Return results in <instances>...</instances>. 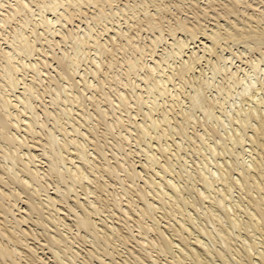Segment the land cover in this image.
Masks as SVG:
<instances>
[{
	"label": "rangeland",
	"instance_id": "rangeland-1",
	"mask_svg": "<svg viewBox=\"0 0 264 264\" xmlns=\"http://www.w3.org/2000/svg\"><path fill=\"white\" fill-rule=\"evenodd\" d=\"M4 1H6V4L5 5L7 7H13V6H15V3H16L14 0H4ZM27 1H29V0H27ZM59 1H61V0H58V2ZM181 1H182V3H181ZM181 1L180 0H146V1L145 0H143V1L142 0H119V1L118 0H114V1L112 0V3H110L111 5L109 4L110 6H108L107 5L108 3H106V4H104L101 7V9L100 8L98 9V7L97 8L94 7V5H92V6H89L88 5V6L82 7L83 10H84L82 15H84L85 17L82 16V15L80 17L78 16L77 17L78 20L75 18L74 24L73 23H70V22L69 23L66 22V24H65V21H64L63 24H64L65 27L62 26V25H60L62 27L56 26L55 28H53L54 31L52 29V32L51 33H53V34L49 33V31L47 29H45L46 30V33H45L44 26L41 27L42 24H39L42 21L41 19L44 18L43 20H45V17L46 18L48 17L49 19L55 18L54 14L50 10H48V9H45V8L44 9H42V8L40 9V7H38V6H36L34 4L32 6L33 12L31 14L29 12H27L28 14L27 13L25 14L27 16V18L25 16H23L24 14H18V17H17V15H16V17L14 16L13 19L11 17L12 20L11 19L10 20L7 19L8 18V14H9L8 13V10H7L8 8H5L4 9L5 11L0 10V18H2L3 21L4 20L5 21L6 20L10 21V23L8 21H6L8 23L7 26H6V24L4 26H0V29H2V31H0L1 32L0 33V48L2 47L1 48L2 50H4V49L9 50V46L10 45H8L9 44L8 43V39H9V41H10V39H13V37H14V35L16 33L15 36L18 37V38H19V36L23 35L21 37L27 38V40H28V37H29V41L30 42L36 41L34 43L38 46V48H42L43 52L45 51L44 53H42V51L38 52V54L35 55L32 58H28L26 55L21 54V55L18 56V57H20L21 60H23L25 63H27L28 61L31 60L30 62L31 63H34L37 58L39 59V57H40V59H39V61H40V60H42L43 58L46 57V59H43V61H45V60L46 61H49L48 63L50 65H48V68L44 71L43 75H41V77H40L43 82H41V84L39 86L37 85V84L40 83L39 82L40 81L39 79H38L39 81H35V83H33V85H35V87H36L37 90L40 89L39 91H40L41 96H42V101H40V102L37 101L36 103H34V104L37 105L38 109L40 108V110L42 112L43 108H46L47 107V109L49 110V112H51V114H52L51 116L52 117L54 115H56L58 117V121L59 122L57 121V123H59L62 126L65 125V127L67 126L65 124V122L68 123V126L65 128V131H66V129L67 130L69 129L68 131H70V133L73 134V135H71L70 133L68 134L71 137V139H75V140H78V142L80 141L81 143H83L84 145L79 142L82 146H84V148H87L88 147L87 148L88 149L87 151H89L91 149L89 152H90L91 156L93 155L92 158L94 156L96 157V155L94 154L95 150H94L93 147H95V144L97 142L96 141L97 137H98L97 140L100 139V140L104 141V142L99 141V143L97 142L98 145L100 144V147H103V145H105V142H106V144H108V145H106L107 147L105 146L106 148L103 147V151L104 150L106 151L105 152L106 153V156L110 159L109 160V163H110V169L111 170L109 171V170L105 169L108 172H106V171L102 172L100 169H98V170H100L99 172H98V170H95L94 172H91L89 168H86V171L87 170H88V172L90 171L89 172V173H91L90 175H93V176H90L89 175L90 178H91V181H93V182L86 181V183H85L86 186L88 185L87 186L88 188L91 187L90 190L87 189L88 192H86V190H84L83 187H81L79 184L75 185V187L72 186L70 184L71 182L69 183V181H65L66 184H64V181H63L62 182L63 184H62L61 183L62 179L60 178V176H58L59 175L58 174L59 173L58 171H57V174L55 173L57 175V177H56V175H53L54 173H51L53 176L50 175V177L48 178V181L46 182L47 183V186L49 185V187H47V188H48V192L50 194H54V196H55L56 195V193H55L56 190L55 189L58 186L57 189H62V190H66L67 189L69 191H73L70 194L71 197L69 196V200L71 198V201L68 200V203H70V205H73L74 206V203H76L77 205L75 204V206L77 207L80 204V202H81V204L79 205V208H76L74 206L75 207V213H73L69 209H66L68 207H66L67 205H65V204H63L61 206H58V208H61L62 211H63V214L60 215V217L65 218V222H66L65 224H68V225L72 226V228L70 227L69 229H66L67 227L65 228L64 226H62V228H61V226H60V228L58 229V231H60V233L62 232V234H64L65 237H66V235H68V237H71L70 239H72L71 240V243H73V245L70 244V242H69L68 243L69 246H71L72 248H74V249H72L73 251L75 250V251H78L79 252L80 258H79V256H78V258H76L77 260H75V262H76L75 264H106V263H110V264L111 263L112 264H115V263L116 264L117 263L118 264H123V262H121L123 260L125 261L126 264H128V263L129 264H199V263L200 264H203V263L204 264L205 263L206 264H212V263L213 264H239V263L243 264V262H244V264H253L252 262L257 263V264H259V263L260 264H264V223L258 221L257 215H258L259 211H258V208H256V206H255L256 204H259V205H261V207H264L263 206L264 205L263 204L264 203V194H263L264 193V190H263V188H264V178L261 177L262 178L261 179L259 176H257V173H255V171H253L254 169H253V166H252L254 164L259 163L260 162V158H261V162L262 161L264 162V151L262 152L263 147L262 146L259 147V145H257V142L255 141V140H257V141H259V143H262L263 140H264V139H262L263 138L262 137V134H264V122H261L260 123V119L264 117V115H263L264 114V84H263L264 83V71H263L264 70V65H263V63H264L263 62V60H264V55H263L264 54V44H263L264 42H263V40L264 39L261 42V40H259V39L256 40V37H254V34L255 33L257 34V32H259V30H260V32H264V0H260V1L259 0H236L235 2H232L234 0H231V1H229V0H214V1L213 0H193V1L190 0V2H189V0H187V1L186 0H181ZM63 2H65V1L62 0V3ZM213 2H216V3L214 4ZM236 2H238V3H236ZM191 3H192V5H191ZM211 3L214 4L215 8H214V6H210V5H213ZM232 3H234V5ZM235 3L237 5V7H236ZM261 3H263V4H261ZM137 4H138V6H137ZM238 4L241 5L242 7L239 6ZM165 5H166V7H165ZM243 5H245V6L247 5L249 8L248 7H245ZM195 6H199V8L198 7H195ZM219 6H221V7H219ZM238 6H239V8H238ZM110 7H112V8H110ZM141 7L143 8V11H146V12L149 11L148 13H149L150 16L152 15V17L147 16L148 13L143 12ZM212 7H213V9H212ZM224 7L225 8H229V9L226 11L224 9ZM84 8H86V9H84ZM120 8L123 9L125 12L126 11H128V12L125 13L122 10L120 11ZM127 8H128V10H127ZM162 8L164 10H162ZM197 8L200 9V10H198ZM232 8L233 9L234 8L236 9V12H234L235 14L233 13V11H235V10H233ZM49 9H51V7ZM109 9H111V10H109ZM242 9H244V10H242ZM251 9H252V11H251ZM62 10H63V7L60 6L59 7V11L62 12ZM99 10H103V11H101V13H99L100 12ZM165 10H166V12H165ZM203 10L206 11L207 14L206 13H203L204 12ZM241 10L243 11V14H242V11ZM39 11H40V13H39ZM253 11H255V12L253 13ZM111 12H112V14H111ZM114 12H115V14H114ZM225 12L226 13L228 12L231 17L226 16V15H228V13L226 14ZM247 12L248 13L250 12L249 13L250 15ZM2 13L4 15L1 16ZM85 13H86V15H85ZM145 13H146V15H145ZM201 13H203V14L201 15ZM244 13L246 15H248V17H249V19L251 21L250 20H247L248 17ZM102 14H103V16H105V15L108 16V18L105 16L107 19L104 17V20H102L103 18H100V17H103ZM156 14H157V16H156ZM198 14H200L201 17ZM236 14H239V15L237 16ZM203 15H204L205 18L203 17ZM205 15L208 16V18ZM243 15H245L246 18ZM19 16L20 17L22 16V17L20 18ZM90 16H92V17H90ZM97 16H99V17H97ZM255 17H256V19H255ZM87 18H93V19H87ZM127 18H128V22L126 21ZM156 18H159V19L157 20ZM105 19H106V21H105ZM141 19H142V21H141ZM144 19H146V20H144ZM149 19L150 20H153L154 19V20H153V22H151ZM180 19L181 20H186L187 22L186 21L180 22V23H182V25L179 24V23H176V22H179ZM24 20H25V24L23 23ZM79 20L80 21L82 20L81 23H80ZM87 20L89 21L88 24L86 23V22H88ZM94 20L95 21H98V22H95ZM147 20L149 21V24H148V21ZM260 20H262V21H260ZM28 21H29L30 24H28ZM31 21H32V24H31ZM93 21H94V23H93ZM144 21L147 22V23H144ZM245 21H249V23L248 22H245ZM191 22L193 24H191ZM197 22H198V25L195 24ZM257 22H258V24H255ZM150 23H153V24H150ZM233 23L236 24L235 26L237 28H235V26H234ZM139 24H141V25H139ZM33 25H35V26H33ZM85 25H87V26H85ZM149 25H154V27L153 26H149ZM191 25H192V27H191ZM245 25H246V28H245ZM156 26H157V28H159V27L160 28L156 30ZM186 26H188L189 28L191 27L192 29L194 27L193 32L197 34V39H194V40L193 39H190V38H192V35L191 34L193 32L191 34H189L190 33L189 31H185L184 28ZM197 26L200 27V29H199L200 31H197L198 28H199ZM24 27H26V28H24ZM86 27H88V28L90 27L92 29H88ZM107 27H108V29H107ZM118 27L120 28V30L126 32V34L131 35L132 38H133V40L135 39L134 41L132 40L134 45H132L131 43L129 44L127 41L121 39V37L119 36L120 34H117L115 32V30L117 31L119 29ZM151 27H152V29H150ZM195 27H197V28H195ZM221 27H223V28H221ZM242 27H244L245 29L244 28L242 29ZM262 27H263V31H262ZM75 28L77 30L79 28V30H78L79 32L77 30H75ZM248 28H249V30H248ZM16 29L18 30L17 31L18 33L16 32ZM32 29L35 30L34 31L35 34H32L33 36L31 35V33H33V30ZM87 29H88V31L91 30L92 33L91 32L90 33L92 34L93 38L96 36L94 39H98V41L100 39L99 42L102 41L103 44H105L107 46V47L105 46V48H108L109 51H112V53L110 52L109 54L103 56V58L101 59L104 62V64H103L104 66H101L100 69L98 68L99 71H101V72H98L97 74L95 73V67H96L95 66V63L93 64V62H92V59L95 58L94 57V51L92 52V50H94V49L89 50V49H87L86 46L83 47L82 45H79L81 47V48H79V46L77 47V45L75 44L74 39L71 40L73 37L76 36V34H75L76 31H77L76 33H78L79 36H81V38H82V36H84L85 32H87ZM167 29H168V31H166ZM173 29H174L175 33L173 32V35H171ZM67 30H69L70 32H68ZM72 30H74V31H72ZM104 30H106V31L108 30V31L105 32ZM161 30H162V32H161ZM203 30H205L207 32L205 33V31H203ZM214 30H216V31H214ZM234 30H236V31H234ZM243 30H246V31L248 30V31L246 32V31H243ZM251 30H253V31H251ZM254 30H255V32H254ZM249 31H250V33H249ZM54 32H56V33L59 32V33H57V35L60 34L59 37ZM36 33H39L41 37L39 36V34L37 36ZM41 33H44L43 34L44 36H46L47 34H49V35H47L46 37H42L43 35H41ZM67 33H68V35H67L68 38H67V36H65ZM114 33L117 34V35H115ZM203 33H204V35H203ZM224 33H226L227 35L229 33V36H227ZM17 34H19V35H17ZM230 34H233V35L230 36ZM25 35H26V37H25ZM35 35L37 37H39V39L41 38L40 41H39V39H37V37ZM73 35H75V36H73ZM188 35L189 36L191 35V37H188ZM51 36L54 37V38H52ZM63 36H65V37H63ZM113 36H114V38H113ZM158 36L161 37V38H163V39L160 38V40L157 41L158 43L156 42L155 44H153L152 41L155 40ZM174 36H176V37H174ZM198 36L200 37V39L198 38ZM208 36H209V38H208ZM220 36L221 37H224V38H221ZM248 36H250V37L252 36L251 39L254 38V40H251V42H248V41H250V38H248ZM9 37H11V38H9ZM21 37H20V39H17V40H19V42H21L20 41L22 39ZM47 37L50 40H48ZM229 37H231V38H229ZM242 37H243V39H242ZM245 37H247V38H245ZM34 38H36V39H34ZM62 38H65V39L63 40ZM69 38H70L71 41L68 40ZM213 38L216 39L215 40L216 43H213L210 40V39H213ZM219 38L222 39V41ZM3 39H5V40H3ZM94 39H91V41H93ZM47 40H48L49 44H48ZM52 40H54V41H52ZM162 40H163V42H162ZM5 41H6V43H5ZM43 41H46V43L43 42ZM66 41H67V43H66ZM115 41H118L119 42V43L118 42L116 43L118 46L121 44L119 46L121 49H119V47L116 46ZM149 41H150V43H149ZM255 41L258 42V43L260 42L259 45ZM124 42L128 43L129 45L126 44V43H124ZM174 42H180V43H184V44L187 43L186 45L188 47H191L192 50L194 49V51L198 55L196 53L194 55H192L193 57L191 59H193V60L191 61V59L188 56L191 55L192 50L191 49H190L191 51L190 50H187L188 47H186V48L183 49V50H185L184 53L185 52L186 53L185 54H182L181 55L182 57H180L178 55L180 57V59H179L177 57V54L175 56V53H174V52L177 51V47L176 46L173 47ZM109 43H110V45L112 47L109 45ZM113 43L115 45V48H113V46H114ZM56 44H59V45H56ZM171 44H173V45L171 46ZM202 44H204V46ZM209 44H212L214 46L213 47L214 50L213 49L210 50L209 48H207V47L211 46ZM216 44H218V45H216ZM50 46H52V47H50ZM133 46H135V47H133ZM152 46H153V48H152ZM201 46H202V48H201ZM205 46H207V47H205ZM122 47H123V49H122ZM137 47H139V48L144 47L145 49L142 48V51H140V49L137 48ZM148 47L149 48L151 47V48L149 49ZM154 47H155L156 50L154 49ZM146 48H147V51L149 50V52L146 51ZM75 49H77V51ZM171 49H172V51H171ZM73 50L76 51V52H73ZM86 50H87V52H86ZM137 50L139 52H137ZM173 50H174V52H173ZM208 50H209V52H208ZM143 51H144V53H142ZM78 52H79V55H77ZM80 52H82V54ZM168 52H170V53L168 54ZM172 52L174 53V56H173V53ZM232 52H233V54H232ZM47 53L50 54V55H48ZM134 53H135V55H134ZM152 53H155L156 55L155 54H152ZM44 54H47V55H44ZM64 54H67V55L65 56ZM115 54H116V56H114ZM139 54H140V56H139ZM144 54H145V56H144ZM171 54H172V56H171ZM43 55H44V57H43ZM76 55L79 56L81 59L79 57H77ZM141 55H143L144 58H146V59H144L143 56L141 57ZM53 56H54V58H57V57L62 56L63 57V61H65V59H66V61L64 62L65 63L64 66L59 65L58 62H55L56 60H52L53 59ZM64 56H65V58H64ZM199 56H200V58L198 59ZM62 57H60V58H62ZM69 57H71V58L69 59ZM73 57H74V59H76V61H78L80 59L79 60L80 61L79 63H81V64L78 63L80 68L78 66H75L76 68L73 67L74 65L71 63ZM111 57H114V58H111ZM217 57L218 58L220 57V58L218 59ZM225 57L227 58V60H226ZM109 58H111V59H109ZM137 58H139V59H137ZM140 58L142 60V63H140L141 62ZM181 58H183V59H181ZM67 59H69V60H67ZM113 59L114 60L116 59L115 61L118 64L115 62L114 64L116 66L113 65V67L109 69L106 64H107V62H110L109 60L114 61ZM126 59H127V61H126ZM133 59L135 60V63H134V60ZM155 59H156V61L160 60L159 62H161V67L155 65V62H154ZM228 59H230V60H228ZM88 61H89V63H88ZM123 61H126V62L123 63ZM188 61H191L193 63L188 62ZM227 61H229L230 63L227 62ZM260 61H262V62H260ZM30 62H28V63H30ZM50 62H52V64ZM83 62H85L86 64L83 63ZM130 62H132L131 65H130L131 67L130 66H127V64L128 65L130 64ZM165 62H166V64H165ZM254 62L255 63H258V62L261 63V64H259V66L261 65L260 68H259L260 70L259 69H257V70L252 69V64H254ZM139 63H140V65H139ZM181 63H183V64H181ZM146 64H148L147 65L148 68H145V67L143 68V65L146 66ZM184 64H188V65L183 66ZM212 64H214V66ZM132 65H133V67H132ZM135 65H137V66H135ZM149 65L150 66L153 65L152 67H154V66L157 67V70L154 73L155 75H152V78L153 79L151 78V80H153V81H155L156 79L157 80L164 79V81H166L167 78H170L171 76H173V77H171V81L172 82L170 81V82L166 83V85L168 86V87H166V88H168V94H169V92H171V94L173 95V100H172L171 94H169L171 98H169V95L168 94L165 95V96H164V94L162 96H159L161 94L158 95V93L160 91L155 86V82L156 81L154 83L151 80H150L151 83H150L149 80H147V82H143V81H146V79H147L146 77H148L149 74H151V72L148 73L150 71V68H149L150 66ZM162 65H164V66H162ZM52 67H55V68H52ZM87 67H89V68H87ZM141 67L143 69L142 73H141V70H142ZM179 67L180 68L182 67V68L180 69ZM224 67L226 68V70H225ZM73 68L76 69V72H75V69H73ZM118 68H119V70H118ZM130 68H132L133 70L130 69ZM136 68H139L140 71H139V69H136ZM192 68H193V72H191L192 71ZM240 68H242V69H240ZM70 69L72 71L73 70L74 71L72 72ZM134 69H136V70H134ZM144 69H147V70H144ZM182 69L184 71L185 70L186 71L184 72ZM228 69H229L230 73H229ZM261 69H262V72H261ZM0 70H2V69L0 68ZM91 70H92V72L93 71L94 72L92 73ZM179 70H180V72L178 73ZM189 70H191V71H189ZM65 71H68L69 72V76L72 75L71 76V79H72V77H74L72 81H70L71 79L69 81H68V79H65L66 78L65 76H62L63 79L61 78L60 75H62V74L66 75V72ZM225 71H227V72H225ZM234 71H236V76H234L235 79L231 76L232 73H234ZM257 71H259V72H257ZM0 72H2V71H0ZM84 72H85V74H84ZM157 72H158V75H157ZM172 72H174L175 75ZM186 72H187V75H185ZM47 73H49V74H47ZM160 73H161V75H160ZM254 73H257V74H254ZM25 74L26 75H24V76H26V77H24V78H26V80H30L31 81L32 75H33L32 74V71L27 70ZM94 74H95V76H94ZM146 74H148V76ZM164 74H165V76H164ZM182 74H184V75H182ZM142 75H143V77H142ZM176 75H179V76H176ZM22 76L23 75L21 74V76H19V77H22ZM84 76L86 77L85 79H84ZM163 76L166 77V78H164ZM181 76L182 77L184 76V78H181ZM237 77H238V79H237ZM81 78H82V80H81ZM138 78H139V80H138ZM144 78H146V79H144ZM231 78H232V81H231ZM44 79H45V81H44ZM100 79H101L102 83H101ZM142 79H143V81H142ZM235 80H237L238 82L235 81ZM78 81H80V82L78 83ZM82 81H83V83H82ZM249 81H252V82H250V84L254 82V87L252 88L253 90L251 89L252 92H251V90L250 91H246V89H247L246 86L249 85V84H247V83H249ZM71 82L72 83H76L77 82L76 84H77V86L79 88L75 84H72V85H75V87H76V90H75L74 89L75 87H72V85H70ZM131 82L133 83V85H132ZM242 82H244V83H242ZM255 82L257 84H255ZM145 83H148V84H145ZM4 84H6V82ZM94 85H95V88L93 87ZM118 85L121 86V87H119ZM147 85H148L149 88L152 87L151 88L152 90L149 89L148 87H146ZM255 85H257V86L255 87ZM84 86H86V87H84ZM97 86L100 88V91L102 93H104L103 95L99 91V88ZM134 86H137V87H134ZM153 86H155V89L158 92L153 89L154 88ZM20 87H22V85ZM44 87H46L47 89L45 90ZM258 88L259 89L261 88V89L259 90ZM68 89H70V90H68ZM77 89H79V90H77ZM80 89H81L82 92L80 91ZM84 89H86V90H84ZM147 89L149 90L150 95H148L149 92L147 93V91H148ZM170 89H171V91H169ZM132 90L133 91L135 90L134 91V93L136 92L135 95L137 93H139V92L141 93V94H139V96L142 95L141 102L139 103L140 105L139 104H136L137 103L136 102L137 97L134 96ZM199 90H200V92H199ZM65 91L69 92V94L67 92H65ZM77 91L80 92V94L77 93ZM124 91H127V92H124ZM152 91H153V93H151ZM83 92H85V93H83ZM244 92H247V94L246 93L244 94ZM120 93H125V94L128 93V95L130 96V98H133L134 97L133 99H130V101H129L130 103L128 104L129 106L128 105L124 106L123 103H122V106L123 107L120 106V103H119L120 99L118 97V96H120ZM176 93L179 94L178 97H177V94ZM66 94L68 96H66ZM152 94L154 95V97H153ZM248 94L251 96V98H254V99L252 100L251 98H249L250 96ZM56 95H58V96H56ZM81 95H83L85 97L83 98V96H81ZM51 96H52V98H51ZM90 96L91 97L93 96L92 98H94V99H92ZM104 96L105 97L108 96V97H106V99H105ZM174 96L176 97V99L174 98ZM179 96H180V98H179ZM53 97H54V99L57 97L56 99L61 100V101H59L60 103L53 104L52 103L53 102V100H52ZM66 97H68V99H69V97H70V99L73 98L71 100L74 103H76V104H74L73 102L69 104V103H67V101L64 100L63 102H65V103H64V105H62V103H63L62 102V99H65ZM87 97H88V99H87ZM135 97H136V100H135ZM156 97H161V99L160 98L159 99L157 98L156 101H155V98ZM78 98H79V100H78ZM82 98L83 99L86 98V99L83 101ZM197 98H199V99H197ZM201 98H202V100H204V103L201 102ZM70 99H69L68 102H70ZM131 100H132V102H131ZM176 100L178 101V104L176 103L177 102ZM79 101H82V102H79ZM110 101L111 102L118 103V104L117 105H114L113 103H109ZM144 101H146L147 104H145ZM150 101H152L153 103L152 102L150 103ZM171 101H173L175 103H173ZM208 101H209V103H208ZM156 102H158V104L155 105L154 103H156ZM163 102H165V104ZM192 102H193V104H192ZM94 103L97 104V106H95ZM198 103H200V104H198ZM71 104H72V106H71ZM77 104H79V105H77ZM142 104H143V106H141ZM159 104H161L160 107H156L155 108V106H159ZM170 104H172V106L174 107V110H172L173 108L172 109H169V106L172 107ZM84 105H85V108L88 111L85 108H83ZM131 105H133V106L135 105L134 108ZM195 105H196V107H195ZM57 106H59V108ZM118 106H119V108H118ZM130 106H131V108H130ZM71 107L74 108V109L72 108L74 110V112L71 113V114H72V117H73V119L75 121L74 120L73 121L71 120V123H70L65 118L66 116H65L64 113L66 111H64V110L66 108L71 109ZM112 107H113V109L115 111L112 109ZM124 107H126L127 109L126 108L125 109H122ZM139 107L141 109H139ZM188 108H190V109H188ZM79 109H83V110H79ZM149 109L151 111H149ZM166 109H169L170 111L168 110V112H166L167 111ZM84 110H85V113H83ZM126 110H129L130 112L127 111V113H126ZM152 110L153 111L155 110V111L152 112ZM96 111H97V113H96ZM100 111H101V113H98ZM145 111L146 112H149V113H146ZM184 111H186V112H184ZM212 111H214L215 114ZM143 112L146 113L147 115L146 114L142 115ZM259 112H261V113L259 114ZM140 113H142L141 114L142 116H140ZM82 114L84 116L81 117ZM130 114L132 116L137 115V116H135L137 119L136 118L134 119L133 117H130L129 118ZM148 114H151V117H148ZM210 114H212V115H210ZM247 114H248V116H247ZM249 114H250V116H249ZM255 114L259 115L260 116L259 117L260 119L259 118H255V117H254V120H253V118L251 119V115H255ZM60 115H62L64 117L62 118V116H60ZM86 115L89 117V118L87 117L88 120H87V118L85 119ZM184 115L185 116L186 115L188 116V117H186L187 119L185 118ZM101 116L103 117L104 120L101 119L102 118ZM144 116L145 117L147 116V117L145 118ZM59 117H61V118L59 119ZM165 117H166V121H167L168 117H170L168 119L169 122L167 121L168 122L167 123L168 126L165 123L166 121L164 122V119L163 118H165ZM248 117H250V118H248ZM75 118H77V120L80 119V120H78L79 122H76V119ZM115 118L116 119L117 118L118 119L120 118V120H116ZM121 118H123L122 124L120 123ZM153 118L156 119L157 121L154 120ZM183 118H185V119H183ZM47 119L48 118L45 117V121H47L46 123H48L47 124L48 128L53 133H55V135H57V138H59L58 141H60V143L63 142L64 140L65 141H67V140L69 141L70 140V137L69 136H67V138H66L65 136H63L62 133L60 134V131L59 130H61V128H60V126H58L59 124L54 123L55 122V120H54L55 118L49 117V119L48 120ZM127 119L129 121H131V122H129ZM141 119H143V120H141ZM144 119H146V120H144ZM105 121H106V123L107 122L108 123L107 124H104ZM110 121L112 123H110ZM113 121L114 122L116 121L118 123V125H120V126H118L116 124V122L114 123ZM150 121H153L152 122L153 124H154L155 121L158 123V128L156 129L157 130V133H156L155 130H154V133L151 132V131H153V129L150 127V125H152V123ZM161 121H163L162 122L163 125L162 124L160 125L159 122H161ZM242 121H243V123H242ZM134 122L135 123L144 122L146 125L149 123L150 124V125L148 124L149 125L148 127L150 129L149 132L148 133L145 132V134H144L142 132V129H140V128H136V130H134V128L136 127V125L134 124ZM79 123L81 124L80 125L81 127L78 126ZM131 123L134 124V125H132ZM262 123H263V125H262ZM70 124L71 125L73 124L72 127L74 125H76L77 127H80L79 130L81 132L83 131V133H78L79 130L77 132V135H76L75 132H71L72 131L71 129H73V128L71 127ZM129 124H131V126ZM105 125H108V126L106 127ZM109 125L112 126V127H110ZM259 125L261 127H259ZM201 126H203V127H201ZM225 126H227V127H225ZM262 126H263V128H262ZM119 127H120V129H119ZM182 127H185V128H182ZM207 127H209V128H207ZM254 127H256V128H254ZM56 128H59V130H57ZM164 128H165V130H164ZM167 128H168V130H167ZM181 128H182V130H181ZM62 129H63V127H62ZM124 129H125V131H124ZM137 129L138 130L140 129V131L142 133L140 131L137 132ZM254 129L257 130L258 133ZM128 130H131L132 132H130ZM261 130L263 132H261ZM181 131H182V133H181ZM241 131H242V133H241ZM234 132L235 133L237 132V134H235ZM123 133L125 134V136H124ZM151 133H153V134H151ZM164 133H165V136H164ZM84 134H86L85 136L87 138L84 137ZM91 134L92 135L94 134V136L92 137ZM128 134L130 136H127ZM139 134H140V138H139ZM78 135L80 137H78ZM121 135L123 136V138L121 137ZM160 135H161V137H160ZM81 136L84 137L85 139L84 138H81ZM126 136H127V139L125 140V137ZM155 136L157 138H159V139H157ZM256 136H258V137H256ZM89 137H91V138L89 139ZM95 137H96V139H95ZM150 137H153L154 139L153 138H150ZM252 137H253V139H252ZM121 138L123 139V142L121 141L122 140ZM128 138H129V140H128ZM61 139H62V141H61ZM87 139H89V140H87ZM90 140H91V142H90ZM92 140L95 143H92ZM42 142H44V140ZM88 142H89V144H88ZM124 142H125V145H124ZM254 142H255V144H253ZM117 143H123V144L117 145ZM92 144H94V145H92ZM0 145H3V146L0 147L2 150L3 149H6V148H4L5 145L3 143L0 142ZM39 145H37V148H39L41 151L39 152V149H37L36 154L41 155V153H42V146L41 145L39 146ZM121 146L122 147L126 146L125 148H123V150H125L124 152L121 151L122 149L119 150V148H122ZM260 148H262V149L260 150ZM1 149H0V159H1V156H2ZM178 149H179V151H178ZM182 149H183V151H182ZM211 149H213V150H211ZM71 150H72V153H74V146L71 147ZM159 150L160 151L162 150L163 152H160ZM3 152H5V151H3ZM125 153L127 154V156H126ZM128 153H129V155H128ZM162 153H164V154H162ZM262 153H263V155H262ZM147 154H149L150 156L153 154L154 156L152 155L150 157ZM66 155L67 154L65 153V156ZM181 157H182V159H181ZM125 158L127 159V161H126ZM153 158H154L155 162L152 160ZM49 159L50 158H48V159L45 158V160L42 159L41 160V163H40V165L42 164L41 166H42L43 169L46 168V169H44L46 171H48V169H49V166H47V165H49L50 163H52ZM52 159H54V158H52ZM94 160L97 162V159H94ZM112 160H114V162ZM98 161H99V162H97L98 164L101 163V164L104 165L103 167H105V164L107 163L106 161H103L102 160V162H101L100 159H98ZM143 163H145V164H143ZM5 164H6V168H7V163H5ZM127 164L129 165L128 167H127ZM130 164H132L133 166L130 165ZM60 165L61 164H59L57 166V168H58L59 171L62 170V172L64 173V175H65V171H63V170H65V169L63 167L65 166L66 171L68 169L67 166L69 168L72 167L70 163L69 164H66V165H63V167H62V165L61 166ZM111 165L113 166V168H112ZM161 165L162 166L164 165L165 168H163ZM168 165H169V167H168ZM259 165L260 166H264V163H261ZM131 167H135V170L136 171H140L139 173L142 174V175L139 174V178L141 177L140 180L138 178L133 179V177H132L133 174L132 173H134V172H132L133 171L132 170L133 168L130 169ZM172 167H173V169H172ZM124 168L126 169L127 172L125 171ZM167 168H168V171L169 172L166 171ZM245 168L248 171H244ZM7 170H9V169H7ZM116 170H117V172L115 173ZM123 170H124V172H123ZM4 171L2 172V170L0 168V172L1 173H3V174L6 173L7 174V172L6 171L4 172ZM163 171H164V173H163ZM263 171H264V167H263ZM10 172H13V171H10ZM97 172L100 173V174H98ZM113 172H114V175L115 176H113ZM125 172L128 173V174H126ZM156 172L157 173L159 172V173L157 174ZM165 172H166V174H165ZM247 172L249 173L248 175H247ZM6 174H4V177H8V175L6 176ZM11 174L13 175V173H11ZM202 174L203 175L204 174L207 175L208 181H207V179H205L206 177H204ZM95 175L97 177H95ZM163 175L164 176L166 175V176L164 177ZM100 176H101V178H100ZM244 176H245V179L246 180L248 179L246 182H245V179L243 178ZM250 176H251V179H250ZM98 177H99V179L97 181L96 178H98ZM58 178H60L61 180L58 179ZM152 178H154V179H152ZM129 179L131 181H128ZM204 179H205V181H207V184H209V185L211 184L210 186L212 188L210 186L208 187L204 182H202V181H204ZM150 180H155L157 182H162L163 184L165 183L163 189L161 190V191H164L165 192V193L163 192L164 195L163 194L161 195L160 193H158L156 191L157 189H153L148 184L151 187L149 189L147 183ZM98 182H99L100 185L103 186V189L97 190L98 192L96 191L95 193H96V195L98 194L99 196L97 195V196L94 197L95 193H93V192L97 189L96 188V184L98 186ZM122 182H124V183H122ZM192 183H194V184H192ZM257 183H259V185H261V183H262V185H261L262 187H260L259 185H257ZM89 184H91V185L93 184V185L91 186ZM132 184H133V186H131ZM168 184H170V185L172 184L173 188H170V186ZM135 186H137V187H135ZM187 186H188V188H187ZM205 186H207V187H205ZM141 187H142V189H141ZM175 187H176V189H175ZM74 189H76V192L74 191ZM139 189H141V192L142 193L144 192L148 197L151 195V197L147 198L148 199L147 201H149L150 203H154V205L156 206V208L158 207L157 211H155L156 210V208H155V210L153 209V212H154L153 213V212H151L152 209H149L148 208V205L146 206L144 200L142 199V196H141L142 194H140L141 192H139L140 191ZM151 189H153L154 192H157V195H156V193H154L153 191H151ZM209 189H211V190H209ZM103 191H105V193ZM74 192L76 193V195H74L75 194ZM138 192H139L140 195L138 194ZM146 192H150V193L152 192V193L151 194L148 193L149 194L148 195ZM89 193H91V194H89ZM166 193L167 194L170 193V194L167 195ZM41 194L42 195L39 198L40 199H43V198L46 199L45 196H44V193L41 192ZM179 194H181V195H179ZM203 195H204L205 198L203 197ZM42 196H43V198H42ZM157 196L159 198H162L161 200L162 201L164 200V202H161V201L158 202L159 198ZM106 197H107V199H106ZM262 198H263V200H262ZM156 199H158V200H156ZM260 199H261V201H260ZM23 200H25V198ZM166 200H169V201L166 202ZM253 200L256 201L257 203L255 204ZM172 201H173V203H172ZM218 201H220L221 204H220V202L218 203ZM78 202H79V204H78ZM88 202H89V204H88ZM92 202L95 205L97 204L96 206H98V208L100 207L99 210H100V214L101 215H99L97 217V221L96 222H99V224L103 225L101 228H106L107 230H110V233H112V235H113L110 238V239H112L111 241L113 243H111L110 240H109V242H107L108 245L111 244L108 248L104 247V246H107L105 244L106 242L105 243H103L102 241H100V242L97 241L96 242L94 238L92 239V235L91 234L87 233L84 230H81V231L79 230L78 231V228L74 226L73 220H75V218L78 217L77 216L78 213H79V215L81 213H84V209L86 207L89 208L90 207V204ZM129 202L131 203L130 205H129ZM160 202H161V204H159ZM261 202H262V204H260ZM24 204L23 203H20V207L25 208L26 205H24ZM82 204H84V206H83L84 209H82L83 208L82 207ZM132 204H134V205H132ZM117 205H119V206H117ZM220 205H222V206L220 207ZM62 206H64V207H62ZM80 207H82V208H80ZM139 207H141V208H139ZM120 208H123L124 210L126 209L128 211V213H130V216L132 218L131 217L129 218ZM144 208L146 209V211H148V213L145 214V215L142 214V211L144 210ZM169 209H170V212H169ZM118 210H120L121 212L118 211ZM207 211H209V212H207ZM45 212H47V210H45ZM64 213H65V215H64ZM68 214H70V215H68ZM141 214L144 215L145 217L143 218ZM125 215H126V218L124 217ZM152 215L154 217H152ZM170 215H171V217H170ZM46 216H47V214H46ZM65 216H67V217H65ZM173 217H174V219H173ZM256 217H257V219H256ZM35 218H36V216L34 217V220H35ZM126 221L128 223H126ZM177 221H178V223H177ZM218 221H221V222H218ZM104 222H105V225H104ZM139 222H141V223H139ZM192 222H193V224H192ZM257 222L260 223V224H258ZM32 223H34V222H32ZM32 223L31 224H27L24 228L25 229H29L30 228L29 226H31L32 228L29 229L30 232L32 231L31 233H33V235L36 233L37 236L41 237V235H43V233H44V228L41 227V226H40L41 228H39V227H37L38 225H35V223L34 224H32ZM248 224H250L251 226L248 225ZM137 225H139L140 227L137 226ZM182 225H183L184 231H182L180 229V226H182ZM113 226L115 228H112ZM149 226H150L151 229L149 228ZM153 226H155V228ZM174 226L177 227L175 230H177V231L179 230L178 233H180V235L182 234L181 236H182V238L185 241H182L183 239L181 240V237L178 234L175 233L176 231L175 232L173 231V229L175 228ZM186 227H188V228L186 229ZM62 229H64V231ZM113 229H115V230H113ZM68 231H70L69 233H71V234H69ZM114 231H116L118 233V235ZM162 231L164 233V236L168 237V239H170V240L173 241V243L175 244L174 246H176V244L178 245L177 247H174V246L172 247L171 246L170 249H168V248L165 247V250H166L165 253H164V251H160L161 250L160 248L163 246V244L161 242H164L163 241L164 236L163 237L159 236V233H161ZM38 232H39V234H38ZM114 233H115V235H114ZM143 233H144V237L142 235ZM36 234H35V236H36ZM75 235H77V236H75ZM126 236H127V238H126ZM183 236H185L186 238H184ZM208 236H210V237H208ZM76 237H77V239H76ZM85 237H87V238H85ZM123 237L126 238L128 241H126V239L124 241V238ZM178 237H180V241H182L183 243L180 242V241H178L179 240ZM41 238L43 239V237H41ZM41 238L39 240H35V241L34 240H29V243H33L34 242L35 246L38 245L39 248H40V244L41 245L44 244V241ZM73 240H75V241H73ZM136 241H138V243ZM142 241L143 242H146L143 247H142L143 244H141ZM197 241H198V243H196ZM78 242L81 245L78 244ZM95 242H96V245L94 247V244L93 243H95ZM154 242L157 243V244L155 245ZM101 243H103V244H101ZM159 243H160V245H162L161 247L159 246ZM246 243H248V244H246ZM196 244H200L201 246H198L197 247ZM250 244L252 245V247L250 246ZM38 246H36V247H38ZM100 246H102V247H100ZM98 248H99V250H98ZM112 248H113V250H112ZM88 249H93V252H95V254L98 255L99 258H101V259H98V257H95V256L92 257V255L91 256L90 255L88 256V253L86 252V250H88ZM56 250H58V248ZM97 250L99 252H97ZM162 250H164V247L162 248ZM181 250L182 251H185V252H182ZM191 250L194 251V253H196V255L193 254V252ZM130 251H132V252H130ZM168 251H170V253ZM48 252L49 251H46L45 250V253H47V254H45V256H46L45 258L49 257V258H47V261H49L51 259V256H52L51 253H48ZM106 252H108V253L106 254ZM111 252L113 254V257H114V261L115 262L113 260H111L112 259L111 257L107 256ZM187 253H188V255H187ZM208 253H210V254H208ZM147 254L149 256H151L152 258L151 257L148 258V255ZM88 257L91 260H89ZM138 258H141V260L138 259ZM146 258H148V259H146ZM145 259L148 260V261H146ZM152 259H155L156 261H153ZM100 261H103V263H101ZM249 261H251V262H249ZM71 263H73V261ZM57 264H59V263H57Z\"/></svg>",
	"mask_w": 264,
	"mask_h": 264
},
{
	"label": "bare ground",
	"instance_id": "bare-ground-1",
	"mask_svg": "<svg viewBox=\"0 0 264 264\" xmlns=\"http://www.w3.org/2000/svg\"><path fill=\"white\" fill-rule=\"evenodd\" d=\"M4 0H0V10H3V11H5L4 9L5 8H8L7 10H8V20H10L11 19V17H12V19H13V17L15 16L16 17V15H17V17H18V14H24L23 16H25L26 18H27V16L25 15L27 12H29L30 14L33 12V9H32V6L35 4L36 6H38V7H40V9L42 8V9H48V10H50L53 14H54V16H55V18H53V19H49L48 17L46 18L45 17V20H43V19H41L42 21H41V23H39V24H42V26L41 27H43L44 26V30L45 29H47L48 31H49V33H51L52 32V29L53 28H55L56 26H60V25H62V26H64V21H65V24H66V22L67 23H73L74 24V20H75V18L78 20V16L80 17L82 14H83V8L82 7H85V6H92V5H94V7H98V9L100 8L101 9V7L104 5V4H106V3H108L107 5L108 6H110L111 4L110 3H112V0H63V1H65V2H63L62 3V0L61 1H59L58 2V0H29V1H27V0H14L16 3H15V6H13V7H7L5 4H6V1H4ZM114 1V0H113ZM119 1V0H118ZM143 1V0H142ZM146 1V0H145ZM181 1V0H180ZM187 1V0H186ZM193 1V0H192ZM214 1V0H213ZM229 1H231V0H229ZM236 0H234V1H232V2H235ZM260 1V0H259ZM58 2V3H57ZM189 2H190V0H189ZM196 2V1H195ZM243 2V1H242ZM8 3V2H7ZM128 3V2H127ZM134 3V2H133ZM181 3H182V1H181ZM194 3V2H193ZM214 4L216 3V2H213ZM213 3H211V4H213ZM222 3V2H221ZM230 3V2H229ZM236 3H238V2H236ZM236 3H235V5H236ZM241 3V2H240ZM249 3V2H248ZM12 4V3H11ZM10 4V5H11ZM110 4V5H109ZM147 4V3H146ZM173 4V3H172ZM204 4V3H203ZM214 4L213 5H210V6H214ZM223 4V3H222ZM221 4V5H222ZM231 4V3H230ZM233 5H234V3H232ZM252 4V3H251ZM261 4H263V3H261ZM9 5V4H8ZM125 5V4H124ZM143 5V4H142ZM178 5V4H177ZM190 5V4H189ZM191 5H192V3H191ZM190 5V6H191ZM208 5V4H207ZM239 5V4H238ZM258 5V4H257ZM63 7V10H62V12H60L59 11V7ZM127 6V5H126ZM136 6V5H135ZM137 6H138V4H137ZM189 6V7H190ZM239 6H241V5H239ZM239 6H238V8H239ZM243 6H245V5H243ZM254 6V5H253ZM51 7V9H49ZM128 7V6H127ZM162 7V6H161ZM165 7H166V5H165ZM169 7V6H168ZM195 7H198L199 8V6H195ZM219 7H221V6H219ZM235 7V6H234ZM236 7H237V5H236ZM242 7V6H241ZM245 7H248L247 5L245 6ZM36 8V7H35ZM110 8H112V7H110ZM142 8V7H141ZM145 8V7H144ZM197 8V9H198ZM204 8V7H203ZM202 8V9H203ZM214 8H215V6H214ZM249 8V7H248ZM84 9H86V8H84ZM108 9V8H107ZM161 9V8H160ZM194 9V8H193ZM196 9V8H195ZM212 9H213V7H212ZM224 9L227 11L229 8H225L224 7ZM233 9V8H232ZM104 10V9H103ZM103 10H99L98 12L99 13H101V11H103ZM109 10H111V9H109ZM116 10V9H115ZM124 11L123 9H121L120 8V11ZM126 10V9H125ZM127 10H128V8H127ZM147 10V9H146ZM162 10H164L163 8H162ZM198 10H200V9H198ZM224 10V11H225ZM233 10H235V11H233V13L234 12H236V9L234 8ZM242 10H244V9H242ZM241 10V11H242ZM47 11V10H46ZM142 11H143V8H142ZM160 11V10H159ZM193 11V10H192ZM204 11V10H203ZM251 11H252V9H251ZM92 12V11H91ZM125 12V11H124ZM126 12H128V11H126ZM125 12V13H126ZM143 12H146V11H143ZM149 12V11H148ZM148 12H146V13H148ZM165 12H166V10H165ZM197 12V11H196ZM195 12V13H196ZM219 12V11H218ZM255 11H253V13H254ZM6 13V12H5ZM39 13H40V11H39ZM51 13V14H52ZM106 13V12H105ZM109 13V12H108ZM146 13H145V15H146ZM194 13V14H195ZM200 13V12H199ZM203 13H206V11H204ZM203 13H201V15L203 14ZM226 13V12H225ZM224 13V14H225ZM228 13V12H227ZM226 13V14H227ZM238 13V12H237ZM248 13V12H247ZM250 13V12H249ZM248 13V14H249ZM262 13V12H261ZM28 14V13H27ZM29 14V15H30ZM43 14V13H42ZM41 14V15H42ZM104 14V13H103ZM103 14H102V16H103ZM111 14H112V12H111ZM114 14H115V12H114ZM117 14V13H116ZM207 14V13H206ZM222 14V13H221ZM235 14V13H234ZM242 14H243V11H242ZM241 14V15H242ZM245 14V13H244ZM2 15H4L3 13L1 14V16ZM7 15V14H6ZM33 15V14H32ZM39 15V14H38ZM44 15V14H43ZM85 15H86V13H85ZM162 15V14H161ZM197 15V14H196ZM200 17H201V15L200 14H198ZM218 15V14H217ZM237 16L239 15V14H236ZM240 15V16H241ZM246 15V14H245ZM245 15H243L244 17H245ZM250 15V14H249ZM253 15V14H252ZM82 16H84V15H82ZM106 16V15H105ZM105 16H103V17H100V18H103L102 20H104V17ZM122 16V15H121ZM127 16V15H126ZM147 16H150L149 15V13L147 14ZM154 16V15H153ZM156 16H157V14H156ZM190 16V15H189ZM206 16V15H205ZM226 16H228V17H231L230 15H229V13H228V15H226ZM242 16V17H243ZM247 17H248V15H246ZM261 16V15H260ZM5 17V16H4ZM20 17V16H19ZM22 17V16H21ZM20 17V18H21ZM29 17V16H28ZM31 17V16H30ZM44 17V16H43ZM85 17V16H84ZM87 17V16H86ZM90 17H92V16H90ZM97 17H99V16H97ZM96 17V18H97ZM107 18H108V16H106ZM105 17V18H106ZM129 17V16H128ZM145 17V16H144ZM150 17H152V15L150 16ZM164 17V16H163ZM179 17V16H178ZM177 17V18H178ZM191 17V16H190ZM203 17H204V15H203ZM207 18H208V16H206ZM106 18V19H107ZM110 18V17H109ZM125 18V17H124ZM183 18V17H182ZM205 18V17H204ZM215 18V17H214ZM222 18V17H221ZM238 18V17H237ZM246 18V17H245ZM260 18V17H259ZM11 19V20H12ZM31 19V18H30ZM87 19H93V18H87ZM95 19V18H94ZM106 19H105V21H106ZM143 19V18H142ZM142 19H141V21H142ZM147 19V18H146ZM146 19H144V20H146ZM152 19V18H151ZM157 20L159 19V18H156ZM179 19V18H178ZM200 19V18H199ZM239 19V18H238ZM255 19H256V17H255ZM8 20H6V21H8ZM23 20V19H22ZM21 20V21H22ZM98 20V19H97ZM126 20V19H125ZM150 20V19H149ZM154 20V19H153ZM153 20H150L151 22H153ZM164 20V19H163ZM232 20V19H231ZM240 20V19H239ZM247 20H250L249 19V17H248V19ZM254 20V19H253ZM259 20V19H258ZM5 20L3 21V19L2 18H0V26H4L5 24H6V26H7V22H6ZM20 21V22H21ZM27 21V20H26ZM80 21V20H79ZM82 21V20H81ZM81 21H80V23H81ZM86 21V20H85ZM88 21V20H87ZM92 21V20H91ZM95 21V20H94ZM94 21H93V23H94ZM99 21V20H98ZM98 21H95V22H98ZM109 21V20H108ZM113 21V20H112ZM119 21V20H118ZM127 22H128V18H127V20H126ZM148 21V20H147ZM156 21V20H155ZM154 21V22H155ZM176 21V20H175ZM183 21H186V20H181L180 19V21L179 22H176V23H179V24H181L182 25V23H180V22H183ZM251 21V20H250ZM260 21H262V20H260ZM9 23H10V21H8ZM115 22V21H114ZM136 22V21H135ZM163 22V21H162ZM168 22V21H167ZM187 22V21H186ZM196 22V21H195ZM245 22H248L249 23V21H245ZM259 22V21H258ZM258 22L257 23H255V24H258ZM24 24H25V20H24V22H23ZM87 24L89 23V21L88 22H86ZM92 23V22H91ZM108 23V22H107ZM144 23H147V22H145L144 21ZM156 23V22H155ZM154 23V24H155ZM170 23V22H169ZM185 23V22H184ZM235 23V22H234ZM233 23V24H234ZM237 23V22H236ZM261 23V22H260ZM22 24V23H21ZM28 24H30L29 23V21H28ZM31 24H32V21H31ZM110 24V23H109ZM148 24H149V21H148ZM150 24H153V23H150ZM187 24V23H186ZM191 24H193L192 22H191ZM196 25H198V22L197 23H195ZM194 24V25H195ZM200 24V23H199ZM251 24V23H250ZM10 25V24H9ZM27 25V24H26ZM25 25V26H26ZM72 25V24H71ZM105 25V24H104ZM139 25H141V24H139ZM138 25V26H139ZM147 25V24H146ZM156 25V24H155ZM185 25V24H184ZM188 25V24H187ZM195 25V26H196ZM236 24H234V26H235ZM247 25V24H246ZM246 25H245V28H246ZM33 26H35V25H33ZM62 26H60V27H62ZM85 26H87V25H85ZM99 26V25H98ZM130 26V25H129ZM128 26V27H129ZM136 26V25H135ZM149 26H153L154 27V25H149ZM161 26V25H160ZM233 26V25H232ZM238 26V25H237ZM23 27V26H22ZM27 27V26H26ZM26 27H24V28H26ZM39 27V26H38ZM40 27V28H41ZM65 27V26H64ZM73 27V26H72ZM106 27V26H105ZM110 27V26H109ZM191 27H192V25H191ZM189 28L188 26H186L185 28H184V30L185 31H189L190 33L189 34H191L192 32H193V30H194V27H193V29L192 28ZM197 27H199V26H197ZM197 27H195V28H197ZM248 27V26H247ZM253 27V26H252ZM36 28V27H35ZM34 28V29H35ZM67 28V27H66ZM69 28V27H68ZM81 28V27H80ZM86 28H88V27H86ZM119 28V27H118ZM147 28V27H146ZM160 28V27H159ZM159 28H157V26H156V30L157 29H159ZM182 28V27H181ZM180 28V29H181ZM221 28H223V27H221ZM235 28H237L236 26H235ZM234 28V29H235ZM239 28V27H238ZM244 27H242V29H243ZM244 28V29H245ZM13 29V28H12ZM88 29H92V28H88ZM88 29H87V32H85V34H84V36H82V38H81V36H79V34L78 33H76L78 30H79V28H78V30L75 28V30H77L76 32H75V34H76V36L75 35H73V36H75V37H71L72 39L71 40H73L74 39V42H75V44L77 45V47L79 46V45H82L83 47H87V49H89V50H91V49H94V50H92V52L94 51V59H92V62H93V64L95 63V73L97 74L98 72H101V71H99V69L101 68V66H104L103 64H104V62H103V60H101L102 58H103V56H105V55H107V54H109L110 52L112 53V51H109V49L108 48H105V44H103V42L101 41V42H99L100 41V39H99V41H98V39H94L93 38V36H92V32H91V30L90 31H88ZM105 29V28H104ZM107 29H108V27H107ZM137 29V28H136ZM145 29V28H144ZM150 29H152V27L150 28ZM175 29V28H174ZM174 29H173V31H172V34L171 35H173V32L175 33V31H174ZM200 29V27L198 28V30L197 31H200L199 30ZM230 29V28H229ZM258 29V28H257ZM21 30V29H20ZM33 30V29H32ZM36 30V29H35ZM35 30H33V33H31V35L32 34H35L34 33V31ZM43 30V29H42ZM51 30V31H50ZM60 30V29H59ZM110 30V29H109ZM120 28L116 31L115 30V32L117 33V34H120L119 36L121 37V39L122 40H125V41H127L129 44L131 43L132 45H134L133 44V41L135 40H133V38H132V36L131 35H128V34H126V32H124V31H122V30H120ZM133 30V29H132ZM172 30V29H171ZM182 30V29H181ZM183 30V31H184ZM206 30V29H205ZM205 30H203V31H205ZM213 30V29H212ZM231 30V29H230ZM237 30V29H236ZM236 30H234V31H236ZM248 30H249V28H248ZM247 30V31H248ZM0 31H2V29H0ZM18 30L16 29V32H17ZM47 31V32H48ZM53 31H54V29H53ZM68 32H70L69 30H67ZM72 31H74V30H72ZM83 31V30H82ZM105 32H107L106 30H104ZM153 31V30H152ZM166 31H168V29L166 30ZM184 31V32H185ZM196 31V30H195ZM202 31V32H203ZM214 31H216V30H214ZM229 31V30H228ZM238 31V30H237ZM243 31H246V30H243ZM246 31V32H247ZM251 31H253V30H251ZM257 31V30H256ZM262 31H263V27H262ZM15 32V31H14ZM38 32V31H37ZM44 32V31H43ZM79 32V31H78ZM91 32V33H90ZM129 32V31H128ZM161 32H162V30H161ZM178 32V31H177ZM207 31H205V33H206ZM213 32V31H212ZM232 32V31H231ZM239 32V31H238ZM245 32V33H246ZM254 32H255V30H254ZM1 33V32H0ZM3 33V32H2ZM18 33V32H17ZM20 33V32H19ZM45 33H46V30H45ZM54 33H56V32H54ZM57 33H59V32H57ZM57 33H56V35H57ZM61 33V32H60ZM65 33V32H64ZM72 33V32H71ZM137 33V32H136ZM216 33V32H215ZM234 33V32H233ZM237 33V32H236ZM240 33V32H239ZM238 33V34H239ZM249 33H250V31H249ZM252 33V32H251ZM22 34V33H21ZM37 34V36H38V34L39 33H36ZM44 33H41V35H43ZM51 34H53V33H51ZM78 34V35H77ZM115 34V33H114ZM117 34H115V35H117ZM186 34V33H185ZM213 34V33H212ZM223 34V33H222ZM224 34H226V33H224ZM256 34V33H255ZM254 34V37H256V40L257 39H259V40H261V42H262V40L264 39V32H260V30H259V32H257V34L255 35ZM14 35V34H13ZM15 35H16V33H15ZM14 35V37H13V39H10V41H9V39H8V45H10L9 46V50H6V49H4V50H2L1 48H0V68L2 69V70H0V71H2V72H0V142L1 143H3L5 146H4V148H6V149H1V151H2V156H1V159H0V168H1V170H2V172L5 170L6 172H7V174L6 173H4V174H6V176L8 175V177H4V174L3 173H1L0 172V264H57V263H59V264H75L76 262H75V260H77L76 258H78V256H79V258H80V254H79V252L78 251H73L72 249H74V248H72L71 246H69V242H70V244H72L73 245V243H71V240L72 239H70L71 237H68V235H66V237H65V235L64 234H62V232L60 233V231H58V229L60 228V226H61V228H62V226H64L66 229H69L70 227L72 228V226H70V225H68V224H65L66 222H65V218H63V217H60V215H62L63 214V211H62V209L61 208H58V206H61V205H63V204H65V205H67L66 207H68V208H66V209H69L70 211H72L73 213H75V204L76 203H74V206L73 205H70V203H68V200H69V196H70V194H71V192H73V191H69V190H62V189H57L58 188V186H57V188L55 189L56 191H55V193H56V195L54 196V194H50L49 192H48V188L47 187H49V185L47 186V181H48V178L50 177V175L51 176H53V175H56L57 174V171L59 172L58 174V176H60V178L62 179V181H61V183L64 181V184H66L65 183V181H69V183L72 185V186H74L75 187V185H77V184H79L81 187H83V189L84 190H86V192H88L87 191V189L88 190H90V188H88L86 185H85V183H86V181H90V182H93V181H91V178H90V176H93V175H90L91 173H89L90 171L91 172H94L95 170H98V169H100L102 172H104V171H106V172H108L107 170H111L110 169V163H109V158L106 156V151L104 150L103 151V147H105L106 145H108V144H106V142H105V145H103V147H100V144L98 145L97 144V142L99 143V141H102V140H97L98 139V135L96 136L97 137V139H96V137H95V139H96V144H95V147H93L94 148V150H95V152H94V154L96 155V157L94 156L93 158H92V156H91V154H90V150L89 151H87L88 149V147L87 148H84V146H82L81 144H83V143H81L80 141V143L78 142V140H75V139H71V137L68 135L69 133H70V131H68L67 129H66V131H65V128L68 126V123H66L65 122V124L67 125L66 127H65V125L64 126H62V125H60L59 123H57V121H58V117L56 116V115H54L53 117L51 116L52 114H51V112H49V110L47 109V107L46 108H43V110H42V112H41V110H40V108L38 109V107H37V105L36 104H34V103H36L37 101L38 102H40V101H42V96H41V93H40V89L39 90H37L36 89V87H35V85H33V83H35V81H39L38 83L39 84H37L38 86L41 84V82H43L42 81V79L40 78L41 77V75H43V73H44V71L48 68V65H50L48 62L49 61H43V59H46V57L45 58H43L44 57V55H47V54H44L43 55V59L42 60H40L39 61V59H40V57H39V59L37 58L36 60H35V62L34 63H31L30 61H28V62H30V63H25L23 60H21L20 59V57H18L19 55H21V54H24V55H26L28 58H32V57H34L35 55H37L38 54V52H40V51H42V53H44L43 52V50H42V48H38V46L34 43V42H36V41H32V42H30L29 41V37H28V40H27V38H23V37H21V36H23V35H21V36H19V38L18 37H16ZM17 35H19V34H17ZM28 35V34H27ZM46 35V34H45ZM47 35H49V34H47ZM46 35V36H47ZM55 35V34H54ZM60 35V34H59ZM59 35H57L58 37H59ZM68 35V33L65 35V36H67ZM72 35V34H71ZM176 35V34H175ZM192 35V38H190V39H197V34L196 33H192L191 34ZM191 35L189 36L188 35V37H191ZM202 35V34H201ZM200 35V36H201ZM203 35H204V33H203ZM227 35V34H226ZM231 35H233V34H230V36ZM241 35V34H240ZM33 36V35H32ZM36 36V35H35ZM34 36V37H35ZM36 36V37H37ZM39 36H40V34H39ZM46 36H42V37H46ZM65 36H63V37H65ZM98 36V35H97ZM100 36V35H99ZM139 36V35H138ZM137 36V37H138ZM184 36V35H183ZM218 36V35H217ZM227 36H229V33H228V35ZM235 36V35H234ZM238 36V35H237ZM6 37V36H5ZM20 37L22 38L20 41L21 42H19V40H17V39H20ZM25 37H26V35H25ZM41 37V36H40ZM52 37V36H51ZM61 37V36H60ZM110 37V36H109ZM116 37V36H115ZM174 37H176V36H174ZM221 37V36H220ZM236 37V36H235ZM234 37V38H235ZM252 37V36H251ZM251 37L250 36H248V38H250V41H248V42H251V40H254V38H252L251 39ZM4 38V37H3ZM9 38H11V37H9ZM52 38H54V37H52ZM67 38H68V36H67ZM112 38V37H111ZM113 38H114V36H113ZM117 38V37H116ZM160 38L161 37H157L155 40H153L152 42H153V44H155L158 40H160ZM198 38L200 39V37L198 36ZM204 38V37H203ZM207 38V37H206ZM208 38H209V36H208ZM211 38V37H210ZM221 38H224V37H221ZM227 38V37H226ZM229 38H231V37H229ZM233 38V37H232ZM238 38V37H237ZM241 38V37H240ZM245 38H247V37H245ZM31 39V38H30ZM34 39H36V38H34ZM37 39H39V37H37ZM41 39V38H40ZM40 39H39V41H40ZM45 39V38H44ZM47 39L48 40H50L48 37H47ZM63 40L65 39V38H62ZM91 39H94L93 41H91ZM161 39H163V38H161ZM178 39V38H177ZM181 39V38H180ZM198 39V40H199ZM220 39V38H219ZM228 39V38H227ZM242 39H243V37H242ZM3 40H5V39H3ZM7 40V39H6ZM48 40H47V42H48ZM69 41H71L70 40V38L68 39ZM116 40V39H115ZM119 40V39H118ZM133 40V41H132ZM176 40V39H175ZM213 43H216V39H210ZM221 41H222V39H220ZM258 40V41H259ZM18 41V42H17ZM42 41V40H41ZM52 41H54V40H52ZM60 41V40H59ZM168 41V40H167ZM227 41V40H226ZM43 42H45L46 43V41H43ZM109 42V41H108ZM118 41H115V44L117 43ZM123 42V41H122ZM162 42H163V40H162ZM166 42V41H165ZM181 42V41H180ZM180 42H174V45L173 44H171V46L173 45V47L174 46H176L177 47V51L176 52H174V50H173V52L175 53V56H176V54H177V57L180 59V57H182L181 55L182 54H185L184 53V51L185 50H183L184 48H186V47H188L186 44H184V43H180ZM204 42V41H203ZM256 42V41H255ZM254 42V43H255ZM263 42H264V40H263ZM5 43H6V41H5ZM40 43V42H39ZM54 43V42H53ZM58 43V42H57ZM66 43H67V41H66ZM119 43V42H118ZM124 43H126V42H124ZM128 43H126V44H128ZM149 43H150V41H149ZM158 43V42H157ZM197 43V42H196ZM246 43V42H245ZM258 45H259V43L258 42H256ZM48 44H49V42H48ZM123 44V43H122ZM128 44V45H129ZM136 44V43H135ZM264 44V43H263ZM7 45V44H6ZM41 45V44H40ZM39 45V46H40ZM47 45V44H46ZM56 45H59V44H56ZM109 45H110V43H109ZM113 45H114V43H113ZM121 45V44H120ZM119 45V46H120ZM125 45V44H124ZM149 45V44H148ZM203 46H204V44H202ZM207 45V44H206ZM209 45H211V46H209V47H207V46H205V47H207V48H209L210 50L211 49H213V45L212 44H209ZM215 45V44H214ZM216 45H218V44H216ZM43 46V45H42ZM111 46V45H110ZM116 46H118L117 44H116ZM118 46V47H119ZM139 46V45H138ZM146 46V45H145ZM156 46V45H155ZM50 47H52V46H50ZM74 47V46H73ZM82 47V48H83ZM107 47V46H106ZM112 47V46H111ZM133 47H135V46H133ZM141 47V46H140ZM216 47V46H215ZM7 48V47H6ZM79 48H81L80 46H79ZM113 48H115V45L113 46ZM137 48H139V47H137ZM142 48H144V47H142ZM142 48H139L140 49V51H142ZM149 48V47H148ZM151 48V47H150ZM149 48V49H150ZM152 48H153V46H152ZM195 48V47H194ZM200 48V47H199ZM201 48H202V46H201ZM58 49V48H57ZM78 49V48H77ZM77 49H75L76 51H77ZM112 49V48H111ZM119 49H121L120 47H119ZM122 49H123V47H122ZM125 49V48H124ZM132 49V48H131ZM145 49V48H144ZM143 49V50H144ZM154 49H155V47H154ZM191 49V47H188V49L187 50H190ZM204 49V48H203ZM67 50V49H66ZM72 50V49H71ZM156 50V49H155ZM192 50V49H191ZM190 50V51H191ZM214 50V49H213ZM258 50V49H257ZM61 51V50H60ZM59 51V52H60ZM76 51H74L73 50V52H76ZM120 51V50H119ZM134 51V50H133ZM146 51H147V48H146ZM145 51V52H146ZM151 51V50H150ZM166 51V50H165ZM171 51H172V49H171ZM207 51V50H206ZM63 52V51H62ZM86 52H87V50H86ZM136 52V51H135ZM137 52H139L138 50H137ZM147 52H149V50L147 51ZM146 52V53H147ZM172 52V53H173ZM208 52H209V50H208ZM64 53V52H63ZM81 54H82V52H80ZM85 53V52H84ZM83 53V54H84ZM123 53V52H122ZM132 53V52H131ZM142 53H144V51L142 52ZM167 53V52H166ZM170 52H168V54H169ZM174 53H173V56H174ZM196 52L194 51V49L192 50V52H191V55L190 56H188L190 59L193 57L192 55H194ZM207 53V52H206ZM212 53V52H211ZM215 53V52H214ZM68 54V53H67ZM67 54H64L65 56L67 55ZM88 54V53H87ZM91 54V53H90ZM125 54V53H124ZM149 54V53H148ZM152 54H155V53H152ZM197 54V53H196ZM232 54H233V52H232ZM263 54V53H262ZM48 55H50V54H48ZM63 55V54H62ZM77 55H79V52L77 53ZM76 55V56H77ZM92 55V54H91ZM111 55V54H110ZM109 55V56H110ZM134 55H135V53H134ZM156 55V54H155ZM163 55V54H162ZM180 57H179V56ZM189 55V54H188ZM198 55V54H197ZM213 55V54H212ZM219 55V54H218ZM217 55V56H218ZM264 55V54H263ZM65 56H64V58H65ZM75 56V57H76ZM85 56V55H84ZM114 56H116V54L114 55ZM120 56V55H119ZM139 56H140V54H139ZM143 55H141V57H142ZM144 56H145V54H144ZM144 56H143V58H144ZM161 56V55H160ZM171 56H172V54H171ZM187 56V55H186ZM48 57V56H47ZM56 57V56H55ZM60 57H62V56H60ZM60 57H57V58H54V56H53V59L52 60H56L55 62H58V64L59 65H61V66H64V62L66 61V59H65V61H63V57L62 58H60ZM77 57H79V56H77ZM159 57V56H158ZM176 57V58H177ZM230 57V56H229ZM256 57V56H255ZM262 57V56H261ZM36 58V57H35ZM68 58V57H67ZM71 57H69V59H70ZM80 58V57H79ZM111 58H114V57H111ZM111 58H109V59H111ZM116 58V57H115ZM142 58V59H143ZM153 58V57H152ZM187 58V57H186ZM200 58V56L198 57V59ZM218 58V57H217ZM220 58V57H219ZM218 58V59H219ZM226 58V57H225ZM26 59V58H25ZM69 59H67V60H69ZM78 59V58H77ZM81 59V58H80ZM79 59V60H80ZM135 59V58H134ZM133 59V60H134ZM137 59H139V58H137ZM144 59H146V58H144ZM163 59V58H162ZM181 59H183V58H181ZM242 59V58H241ZM76 61V59H74V57H73V59H72V64L74 65L73 67H75V66H78L79 67V64H81V63H79L80 61ZM86 60V59H85ZM114 60V59H113ZM116 60V59H115ZM111 61V60H109L110 62H107V67L110 69V68H112L113 67V65L114 66H116L114 63L116 62V61ZM140 60H141V58H140ZM151 60V59H150ZM187 60V59H186ZM193 59H191V61H192ZM226 60H227V58H226ZM228 60H230V59H228ZM262 60V59H261ZM27 61V60H26ZM51 61V60H50ZM126 61H127V59H126ZM126 61H123V63L124 62H126ZM129 61V60H128ZM131 61V60H130ZM154 61V60H153ZM160 60H158V61H156V59H155V65L156 66H160L161 67V62H159ZM163 61V60H162ZM175 61V60H174ZM182 61V60H181ZM191 61H188V62H191ZM213 61V60H212ZM119 62V61H118ZM133 62V61H132ZM132 62H130V64L128 65L127 64V66H130L131 65V63ZM137 62V61H136ZM153 62V63H154ZM167 62V61H166ZM166 62H165V64H166ZM222 62V61H221ZM226 62V61H225ZM227 62H229V61H227ZM257 62V61H256ZM260 62H262V61H260ZM260 62H258V63H255L254 62V64H252V69H254V70H257V69H259L260 68V66H259V64H261ZM263 62H264V60H263ZM2 63V64H1ZM51 64H52V62H50ZM79 63V64H78ZM83 63H85V62H83ZM88 63H89V61H88ZM117 63V62H116ZM120 63V62H119ZM129 63V62H128ZM134 63H135V60H134ZM140 63H142V60H141V62ZM140 63H139V65H140ZM191 63H193V62H191ZM213 63V62H212ZM218 63V62H217ZM230 63V62H229ZM234 63V62H233ZM57 64V63H56ZM57 64V65H58ZM69 64V63H68ZM86 64V63H85ZM118 64V63H117ZM151 64V63H150ZM163 64V63H162ZM181 64H183V63H181ZM189 64V63H188ZM188 64H184L183 66H185V65H188ZM195 64V63H194ZM225 64V63H224ZM91 65V64H90ZM126 65V64H125ZM134 65V64H133ZM133 65H132V67H133ZM148 64H146V66H147ZM169 65V64H168ZM193 65V64H192ZM213 66H214V64H212ZM263 65H264V63H263ZM53 66V65H52ZM60 66V67H61ZM92 66V65H91ZM94 66V65H93ZM121 66V65H120ZM135 66H137V65H135ZM142 66V65H141ZM145 65H143V68L145 67V68H148V66L146 67ZM150 66V65H149ZM153 65H151L149 68H150V71L148 72V73H150L151 72V74H149V76H148V74H146L148 77H146V78H144V79H146V81H143V79H142V81L143 82H147V80H151V78H152V75H155L154 73L156 72V70H157V67L156 66H154V67H152ZM162 66H164V65H162ZM170 66V65H169ZM182 66V67H183ZM199 66V65H198ZM223 66V65H222ZM77 67V68H78ZM106 67V68H107ZM131 67V66H130ZM167 67V66H166ZM171 67V66H170ZM181 67V68H182ZM190 67V66H189ZM192 67V66H191ZM196 67V66H195ZM228 67V66H227ZM52 68H55V67H52ZM76 68V67H75ZM75 68H73V69H75ZM80 68V67H79ZM78 68V69H79ZM87 68H89V67H87ZM99 68V69H98ZM135 68V67H134ZM180 68V67H179ZM180 68V69H181ZM188 68V67H187ZM186 68V69H187ZM215 68V67H214ZM225 68V67H224ZM129 69V68H128ZM130 69H132V68H130ZM136 69H139V68H136ZM136 69H134V70H136ZM141 69H142V67H141ZM162 69V68H161ZM169 69V68H168ZM178 69V68H177ZM189 69V68H188ZM191 69V68H190ZM240 69H242V68H240ZM251 69V70H252ZM27 70H29V71H32V79H31V81L30 80H26V78H24V77H26V76H24V75H26L25 73H26V71ZM58 70V69H57ZM71 70V69H70ZM118 70H119V68H118ZM133 70V69H132ZM144 70H147V69H144ZM165 70V69H164ZM183 70V69H182ZM223 70V69H222ZM225 70H226V68H225ZM238 70V69H237ZM260 70V69H259ZM72 71V70H71ZM74 71V70H73ZM72 71V72H73ZM84 71V70H83ZM108 71V70H107ZM139 71H140V69H139ZM142 71H143V69L141 70V73H142ZM163 71V70H162ZM171 71V70H170ZM184 71V70H183ZM186 71V70H185ZM184 71V72H185ZM188 71V70H187ZM189 71H191V70H189ZM197 71V70H196ZM228 71H229V69H228ZM253 71V70H252ZM264 71V70H263ZM48 72V71H47ZM59 72V71H58ZM66 72V75H64V74H62V75H60L61 76V78L63 79V77L62 76H65L64 78L65 79H68V81L71 79V76H69V72L68 71H65ZM75 72H76V69H75ZM89 72V71H88ZM87 72V73H88ZM91 72H92V70H91ZM94 72V71H93ZM92 72V73H93ZM134 72V71H133ZM146 72V71H145ZM177 72V71H176ZM180 72V70L178 71V73ZM183 72V73H184ZM191 72H193V68H192V71ZM225 72H227V71H225ZM254 72V71H253ZM257 72H259V71H257ZM261 72H262V69H261ZM68 73V74H67ZM79 73V72H78ZM163 73V72H162ZM173 74H174V72H172ZM171 73V74H172ZM229 73H230V71H229ZM21 74L23 75L22 77H19V76H21ZM47 74H49V73H47ZM46 74V75H47ZM84 74H85V72H84ZM103 74V73H102ZM136 74V73H135ZM145 74V73H144ZM166 74V73H165ZM165 74H164V76H165ZM172 74V75H173ZM181 74V73H180ZM189 74V73H188ZM254 74H257V73H254ZM259 74V73H258ZM28 75V74H27ZM74 75V74H73ZM92 75V74H91ZM145 75V76H146ZM157 75H158V72H157ZM160 75H161V73H160ZM163 75V74H162ZM175 75V74H174ZM182 75H184V74H182ZM185 75H187V72H186V74ZM226 75V74H225ZM231 75V74H230ZM229 75V76H230ZM238 75V74H237ZM29 76V75H28ZM94 76H95V74H94ZM106 76V75H105ZM163 76V77H164ZM168 76V75H167ZM176 76H179V75H176ZM228 76V77H229ZM234 79H235V77L234 76H236V71H234V73H232V75H231ZM230 76V77H231ZM249 76V75H248ZM257 76V75H256ZM38 77V78H37ZM80 77V76H79ZM97 77V76H96ZM141 77V76H140ZM142 77H143V75H142ZM156 77V76H155ZM162 77V76H161ZM169 77V76H168ZM171 77H173V76H171ZM171 77L170 78H167V80L166 81H164V79H160V80H155V81H153V80H151L153 83L155 82V86L158 88V90L160 91L159 93H158V95L159 94H161V95H159V96H162L163 94H164V96L165 95H167L168 94V88H166V87H168L167 85H166V83H168V82H170L171 81ZM37 78V79H36ZM73 78L74 77H72V79L70 80V81H72L73 80ZM86 77L84 76V79H85ZM164 78H166V77H164ZM181 78H184V76L182 77L181 76ZM197 78V77H196ZM227 78V77H226ZM4 81H3V80ZM39 79V80H38ZM83 79V80H84ZM153 79V78H152ZM186 79V78H185ZM230 79V78H229ZM237 79H238V77H237ZM52 80V79H51ZM81 80H82V78H81ZM80 80V81H81ZM114 80V79H113ZM138 80H139V78H138ZM141 80V79H140ZM189 80V79H188ZM194 80V79H193ZM44 81H45V79H44ZM66 81V80H65ZM67 81V82H68ZM80 81H78V83L80 82ZM85 81V80H84ZM100 81H101V79H100ZM151 81H150V83H151ZM197 81V80H196ZM231 81H232V78H231ZM235 81H237V80H235ZM243 81V80H242ZM246 81V80H245ZM244 81V82H245ZM255 81V80H254ZM6 82V84H4V83ZM56 82V81H55ZM75 82V81H74ZM99 82V81H98ZM105 82V81H104ZM172 82V81H171ZM192 82V81H191ZM210 82V81H209ZM238 82V81H237ZM244 82H242V83H244ZM250 82H252V81H249V83H247V84H249L248 86H246L247 87V89H246V91H250L253 87H254V82L253 83H251L250 84ZM257 82V81H256ZM255 82V84H257ZM260 82V81H259ZM69 83V82H68ZM77 83V82H76ZM76 83H70V85H72V84H75L76 86H77V84ZM82 83H83V81H82ZM85 83V82H84ZM101 83H102V81H101ZM132 83V82H131ZM152 83V84H153ZM184 83V82H183ZM81 84V83H80ZM86 84V83H85ZM130 84V83H129ZM136 84V83H135ZM145 84H148V83H145ZM264 84V83H263ZM22 85V87H20ZM64 85V84H63ZM75 85H72V87H75ZM128 85V84H127ZM132 85H133V83H132ZM144 85V84H143ZM201 85V84H200ZM205 85V84H204ZM243 85V84H242ZM42 86V85H41ZM40 86V87H41ZM44 86V85H43ZM59 86V85H58ZM89 86V85H88ZM119 86V85H118ZM138 86V85H137ZM137 86H134V87H137ZM155 86H153L154 88V90H156L155 89ZM170 86V85H169ZM184 86V85H183ZM197 86V85H196ZM199 86V85H198ZM218 86V85H217ZM257 85H255V87H256ZM263 86V85H262ZM60 87V86H59ZM58 87V88H59ZM78 87V86H77ZM84 87H86V86H84ZM91 87V86H90ZM89 87V88H90ZM94 88H95V85L93 86ZM98 87V86H97ZM116 87V86H115ZM119 87H121V86H119ZM146 87H148V85L146 86ZM151 87V86H150ZM220 87V86H219ZM45 88V90L47 89L46 87H44ZM79 88V87H78ZM99 88V87H98ZM149 88V87H148ZM152 88V87H151ZM151 88H149V89H151ZM233 88V87H232ZM75 90H76V87L74 88ZM87 89V88H86ZM86 89H84V90H86ZM97 89V88H96ZM102 89V88H101ZM134 89V88H133ZM142 89V88H141ZM196 89V88H195ZM229 89V88H228ZM259 89V88H258ZM261 89V88H260ZM259 89V90H260ZM20 90V91H19ZM43 90V89H42ZM61 90V89H60ZM59 90V91H60ZM68 90H70V89H68ZM73 90V89H72ZM71 90V91H72ZM77 90H79V89H77ZM95 90V89H94ZM103 90V89H102ZM136 90V89H135ZM134 90V91H135ZM148 90V89H147ZM152 90V89H151ZM150 90V91H151ZM182 90V89H181ZM216 90V89H215ZM253 90V89H252ZM252 90H251V92H252ZM49 91V90H48ZM80 91H81V89H80ZM96 91V90H95ZM99 91H100V88H99ZM133 91V90H132ZM134 91H133V94H134V96H136L137 97V100H136V97H135V100H136V104H139L140 102H141V97H142V95H140L139 96V94H141L140 92L139 93H137L136 95H135V93H134ZM157 91V90H156ZM169 91H171V89L169 90ZM218 91V90H217ZM224 91V90H223ZM262 91V90H261ZM65 92H67V91H65ZM82 92V91H81ZM97 92V91H96ZM101 92V91H100ZM116 92V91H115ZM124 92H127V91H124ZM149 92V90L147 91V93ZM155 92V91H154ZM158 92V91H157ZM179 92V91H178ZM194 92V91H193ZM199 92H200V90H199ZM227 92V91H226ZM239 92V91H238ZM258 92V91H257ZM68 94H69V92H67ZM77 93H79L80 94V92H78L77 91ZM83 93H85V92H83ZM102 93V92H101ZM151 93H153V91L151 92ZM203 93V92H202ZM241 93V92H240ZM247 94V92H244V94ZM58 94V93H57ZM104 93H102V95H103ZM169 94H171V92H169ZM168 94V95H169ZM177 94V93H176ZM204 94V93H203ZM253 94V93H252ZM59 95V94H58ZM58 95H56V96H58ZM71 95V94H70ZM69 95V96H70ZM84 95V94H83ZM83 95H81V96H83ZM148 95H150V92H149V94ZM153 95V94H152ZM157 95V96H158ZM175 95V94H174ZM178 95L179 94H177V97H178ZM221 95V94H220ZM249 95V94H248ZM66 96H68L67 94H66ZM88 96V95H87ZM118 96V95H117ZM250 96V95H249ZM55 97V96H54ZM54 97H53V104H55V103H60L59 101H61V100H58V99H54ZM71 97V96H70ZM70 97H69V99H70ZM79 97V96H78ZM85 96H83V98H84ZM91 97V96H90ZM89 97V98H90ZM93 97V96H92ZM91 97V98H92ZM106 97H108V96H106ZM106 97L104 96V98L106 99ZM119 97V99H120V101H119V103H120V106H122V103H123V105L124 106H126V105H128L130 102V99H133V98H130V96L128 95V93H120V96H118ZM149 97V96H148ZM153 97H154V95H153ZM171 97H172V100H173V95L171 94ZM170 97V95H169V98H171ZM197 97V96H196ZM201 97V96H200ZM51 98H52V96H51ZM82 98V99H83ZM147 98V97H146ZM161 99V97H156L155 98V101H156V99ZM168 98V99H169ZM174 98L176 99V97L174 96ZM179 98H180V96H179ZM178 98V99H179ZM203 98V97H202ZM202 98H201V102H203L204 103V100H202ZM205 98V97H204ZM249 98H251V96L249 97ZM69 99H68V97H66L65 99H62V102L65 100V101H67V103H72L73 101L71 100V99H73V98H71L70 99V102H68L69 101ZM86 99V98H85ZM85 99H83V101L85 100ZM87 99H88V97H87ZM92 99H94V98H92ZM108 99V98H107ZM149 99V98H148ZM167 99V98H166ZM197 99H199V98H197ZM252 100L254 99V98H251ZM47 100V99H46ZM78 100H79V98H78ZM81 100V99H80ZM96 100V99H95ZM134 100V101H135ZM171 100V99H170ZM196 100V99H195ZM75 101V100H74ZM108 101V100H107ZM116 101V100H115ZM143 101V100H142ZM153 101V100H152ZM152 101H150V103L152 102ZM154 101V102H155ZM164 101V100H163ZM177 101V100H176ZM211 101V100H210ZM219 101V100H218ZM79 102H82V101H79ZM118 102V101H117ZM131 102H132V100H131ZM145 102V104H147L146 103V101H144ZM171 102H173V101H171ZM170 102V103H171ZM195 102V101H194ZM243 102V101H242ZM260 102V101H259ZM43 103V102H42ZM64 103L65 102H63L62 103V105H64ZM74 103V102H73ZM109 103H113L114 105H117L118 103H115V102H109ZM143 103V102H142ZM149 103V104H150ZM153 103V102H152ZM164 104H165V102H163ZM167 103V102H166ZM173 103H175V102H173ZM177 104H178V101L176 102ZM208 103H209V101H208ZM207 103V104H208ZM74 104H76V103H74ZM84 104V103H83ZM82 104V105H83ZM112 104V105H113ZM144 104V105H145ZM155 105L156 104H158V102H156V103H154ZM192 104H193V102H192ZM198 104H200V103H198ZM259 104V103H258ZM77 105H79V104H77ZM86 105V104H85ZM85 105H84V107L83 108H85ZM93 105V104H92ZM94 105L95 106H97V104H95L94 103ZM93 105V106H94ZM140 105V104H139ZM160 105L161 104H159V106H155V108L156 107H160ZM171 106H172V104H170ZM212 105V104H211ZM60 106V105H59ZM59 106H57L58 108H59ZM71 106H72V104H71ZM87 106V105H86ZM91 106V105H90ZM94 106V107H95ZM129 106V105H128ZM131 106H133V105H131ZM131 106H130V108H131ZM135 106V105H134ZM134 106H133V108H134ZM141 106H143V104L141 105ZM153 106V105H152ZM163 106V105H162ZM165 106V105H164ZM175 106V105H174ZM222 106V105H221ZM44 107V106H43ZM52 107V106H51ZM64 107V106H63ZM68 107V106H67ZM74 107V106H73ZM73 107H71V109H68V108H66L64 111H66L64 114H65V118L71 123V120L73 121L74 119H73V117H72V114L71 113H73L74 112V108ZM88 107V106H87ZM117 107V106H116ZM123 107V106H122ZM147 107V106H146ZM154 107V106H153ZM182 107V106H181ZM194 107V106H193ZM195 107H196V105H195ZM198 107V106H197ZM202 107V106H201ZM207 107V106H206ZM205 107V108H206ZM213 107V106H212ZM73 108V109H72ZM81 108V107H80ZM98 108V107H97ZM118 108H119V106H118ZM126 107H124V108H122V109H125ZM132 108V109H133ZM154 108V109H155ZM173 108V109H172ZM200 108V107H199ZM223 108V107H222ZM53 109V108H52ZM86 109V108H85ZM112 109H113V107H112ZM127 109V108H126ZM137 109V108H136ZM139 109H141L140 107H139ZM158 109V108H157ZM169 109H172V110H174V107L172 106V107H170L169 106ZM169 109H166L167 111L166 112H168V110ZM188 109H190V108H188ZM63 110V109H62ZM61 110V111H62ZM79 110H83V109H79ZM87 110V109H86ZM114 110V109H113ZM119 110V109H118ZM121 110V109H120ZM130 110V109H129ZM129 110H126V113H127V111H129ZM143 110V109H142ZM163 110V109H162ZM213 110V109H212ZM256 110V109H255ZM77 111V110H76ZM88 111V110H87ZM95 111V110H94ZM99 111V110H98ZM112 111V110H111ZM110 111V112H111ZM115 111V110H114ZM113 111V112H114ZM124 111V110H123ZM149 111H151L150 109H149ZM155 111V110H154ZM153 110H152V112H154ZM170 111V110H169ZM181 111V110H180ZM250 111V110H249ZM254 111V110H253ZM63 112V111H62ZM83 112V111H82ZM81 112V113H82ZM120 112V111H119ZM130 112V111H129ZM128 112V113H129ZM134 112V111H133ZM136 112V111H135ZM141 112V111H140ZM146 112V111H145ZM172 112V111H171ZM182 112V111H181ZM184 112H186V111H184ZM209 112V111H208ZM213 113H214V111H212ZM56 113V112H55ZM54 113V114H55ZM79 113V112H78ZM83 113H85V110H84V112ZM96 113H97V111H96ZM98 113H101V111L100 112H98ZM146 113H149V112H146ZM146 113H144L143 112V114L142 113H140V116H142V115H144V114H146ZM158 113V112H157ZM170 113V112H169ZM224 113V112H223ZM227 113V112H226ZM250 113V112H249ZM261 112H259V114H260ZM88 114V113H87ZM105 114V113H104ZM113 114V113H112ZM138 114V113H137ZM142 114V115H141ZM164 114V113H163ZM168 114V113H167ZM166 114V115H167ZM207 114V113H206ZM215 114V113H214ZM229 114V113H228ZM242 114V113H241ZM258 114V113H257ZM257 114H255V115H251V119L253 118V120H254V117L255 118H259L260 116L259 115H257ZM58 115V114H57ZM76 115V114H75ZM74 115V116H75ZM129 115V114H128ZM139 115V114H138ZM147 115V114H146ZM156 115V114H155ZM175 115V114H174ZM178 115V114H177ZM180 115V114H179ZM210 115H212V114H210ZM264 115V114H263ZM60 116H62V115H60ZM77 116V115H76ZM82 116H84L83 114L81 115V117ZM94 116V115H93ZM110 116V115H109ZM116 116V115H115ZM121 116V115H120ZM119 116V117H120ZM135 116H137V115H134V116H132L131 114H130V116H129V118L130 117H133L134 119L136 118ZM164 116V115H163ZM169 116V115H168ZM185 116V115H184ZM214 116V115H213ZM218 116V115H217ZM247 116H248V114H247ZM249 116H250V114H249ZM262 116V115H261ZM45 117H47L48 119H49V117H51V118H55L54 120H55V122L54 123H57V124H59L58 126H60V128H61V130H59V128H56L57 130H59L60 131V134L62 133L63 134V136H65L66 138H67V136H69L70 137V140L68 141L67 139V141H63V142H61L60 143V141H58L59 140V138H57V135H55V133H53L49 128H48V126H47V124L48 123H46L47 121H45ZM64 116H62V118H63ZM79 117V116H78ZM88 116L86 115V117H85V119L87 118ZM102 117V116H101ZM100 117V118H101ZM122 117V116H121ZM128 117V116H127ZM145 117V116H144ZM147 117V116H146ZM145 117V118H146ZM148 117H151V114H148ZM186 117H188L187 115L185 116V118ZM235 117V116H234ZM61 117H59V119H60ZM89 118V117H88ZM88 118H87V120H88ZM132 118V119H133ZM170 117H168V119H169ZM185 118H183V119H185ZM213 118V117H212ZM248 118H250V117H248ZM264 118V117H263ZM263 118H259L260 119V123L261 122H264V119ZM47 119V120H48ZM76 119V122H79L78 120H80V119H78L77 120V118H75ZM101 119H103V117L101 118ZM111 119V118H110ZM116 119V118H115ZM114 119V120H115ZM131 119V120H132ZM133 119V120H134ZM137 119V118H136ZM154 119V118H153ZM164 119V122L166 121V117L165 118H163ZM167 119V121L169 122V120ZM187 119V118H186ZM197 119V118H196ZM250 119V120H251ZM51 120V119H50ZM49 120V121H50ZM66 120V121H67ZM90 120V119H89ZM97 120V119H96ZM99 120V119H98ZM104 120V119H103ZM116 120H120V118L118 119H116ZM128 120V119H127ZM132 120V121H133ZM141 120H143V119H141ZM144 120H146V119H144ZM154 120H156V119H154ZM174 120V119H173ZM236 120V119H235ZM53 121V120H52ZM64 121V120H63ZM67 121V122H68ZM75 121V120H74ZM122 121H123V118H121V121H120V123L122 124ZM129 121V120H128ZM140 121V120H139ZM149 121V120H148ZM157 121V120H156ZM154 122V124L152 123L153 121H150L151 123H152V125H150L149 123V125H150V127L153 129V131H151V132H153L154 133V130L156 131V133H157V128H158V123L157 122ZM165 122L166 123V125H167V123L168 122ZM195 121V120H194ZM222 121V120H221ZM259 121V120H258ZM59 122V121H58ZM87 122V121H86ZM89 122V121H88ZM114 122V121H113ZM116 122V121H115ZM114 122V123H115ZM119 122V121H118ZM127 122V121H126ZM129 122H131V121H129ZM128 122V123H129ZM162 122L163 121H161V122H159L160 123V125L162 124ZM176 122V121H175ZM178 122V121H177ZM81 123V122H80ZM79 123V125L78 126H80L81 124ZM85 123V122H84ZM108 123V122H107ZM106 123V121H105V123L104 124H107ZM110 123H112L111 121H110ZM109 123V124H110ZM212 123V122H211ZM215 123V122H214ZM220 123V122H219ZM242 123H243V121H242ZM50 124V123H49ZM56 124V125H57ZM103 124V123H102ZM116 124L118 125V123L116 122ZM125 124V123H124ZM132 124V123H131ZM131 124H129L130 126H131ZM134 124L136 125V127L134 128V130H136V128H140V129H142V132L145 134V132L146 133H148L149 132V125L147 124H145L144 122H138V123H135L134 122ZM134 124H132V125H134ZM170 124V123H169ZM206 124V123H205ZM231 124V123H230ZM250 124V123H249ZM252 124V123H251ZM55 125V126H56ZM71 125V124H70ZM73 125V124H72ZM72 125H71V127H72ZM115 125V124H114ZM126 125V124H125ZM124 125V126H125ZM128 125V124H127ZM163 125V124H162ZM207 125V124H206ZM212 125V124H211ZM215 125V124H214ZM246 125V124H245ZM262 125H263V123H262ZM57 126V127H58ZM63 127V129H62V127ZM94 126V125H93ZM106 127L108 126V125H105ZM110 126V125H109ZM116 126V125H115ZM114 126V127H115ZM118 126H120V125H118ZM168 126V125H167ZM166 126V127H167ZM184 126V125H183ZM240 126V125H239ZM76 125H74L72 128L73 129H71L72 131L71 132H75L76 133V135H77V132H78V130L80 129V127H77ZM86 127V126H85ZM99 127V126H98ZM110 127H112V126H110ZM109 127V128H110ZM161 127V126H160ZM201 127H203V126H201ZM225 127H227V126H225ZM245 127V126H244ZM259 127H261L260 125H259ZM116 128V127H115ZM118 128V127H117ZM124 128V127H123ZM129 128V127H128ZM182 128H185V127H182ZM182 128H181V130H182ZM207 128H209V127H207ZM213 128V127H212ZM215 128V127H214ZM254 128H256V127H254ZM258 128V127H257ZM262 128H263V126H262ZM85 129V128H84ZM87 129V128H86ZM108 129V128H107ZM113 129V128H112ZM119 129H120V127H119ZM140 129L138 130L137 129V132L138 131H140ZM163 129V128H162ZM173 129V128H172ZM180 129V128H179ZM187 129V128H186ZM193 129V128H192ZM225 129V128H224ZM244 129V128H243ZM83 130V129H82ZM97 130V129H96ZM111 130V129H110ZM164 130H165V128H164ZM167 130H168V128H167ZM233 130V129H232ZM245 130V129H244ZM255 130V129H254ZM124 131H125V129H124ZM128 131H130V132H132L131 130H128ZM160 131V130H159ZM215 131V130H214ZM246 131V130H245ZM255 131H257V130H255ZM58 132V131H57ZM93 132V131H92ZM129 132V133H130ZM141 132V131H140ZM141 132V133H142ZM164 132V131H163ZM213 132V131H212ZM217 132V131H216ZM229 132V131H228ZM261 132H263L262 130H261ZM78 133H83V131L81 132L80 130H79V132ZM87 133V132H86ZM96 133V132H95ZM101 133V132H100ZM121 133V132H120ZM127 133V132H126ZM136 133V132H135ZM153 133H151V134H153ZM159 133V132H158ZM168 133V132H167ZM181 133H182V131H181ZM235 133V132H234ZM241 133H242V131H241ZM257 133H258V131H257ZM71 134V133H70ZM124 134V133H123ZM122 134V135H123ZM131 134V133H130ZM229 134V133H228ZM232 134V133H231ZM235 134H237V132L235 133ZM261 134V133H260ZM71 135H73V134H71ZM75 135V136H76ZM86 134H84V137L85 138H87L86 136H85ZM88 135V134H87ZM121 135V137L123 138V136ZM137 135V134H136ZM177 135V134H176ZM218 135V134H217ZM222 135V134H221ZM91 136L93 137L94 136V134L92 135L91 134ZM115 136V135H114ZM124 136H125V134H124ZM127 136H130L129 134L127 135ZM127 136L125 137V140L127 139ZM159 136V135H158ZM164 136H165V133H164ZM214 136V135H213ZM44 137V138H43ZM68 137V138H69ZM78 137H80L79 135H78ZM84 137H82L81 136V138H84ZM101 137V136H100ZM142 137V136H141ZM147 137V136H146ZM156 137V136H155ZM160 137H161V135H160ZM167 137V136H166ZM256 137H258V136H256ZM260 137V136H259ZM262 139H264V134H262ZM84 138V139H85ZM91 137H89V139H90ZM121 138V139H122ZM130 138V137H129ZM129 138H128V140H129ZM139 138H140V134H139ZM145 138V137H144ZM150 138H153V137H150ZM157 138V137H156ZM155 138V139H156ZM164 138V137H163ZM255 138V137H254ZM89 139H87V140H89ZM106 139V138H105ZM154 139V138H153ZM157 139H159V138H157ZM156 139V140H157ZM187 139V138H186ZM232 139V138H231ZM244 139V138H243ZM252 139H253V137H252ZM258 139V138H257ZM44 140V142H42ZM124 140V141H125ZM127 140V141H128ZM145 140V139H144ZM221 140V139H220ZM261 140V139H260ZM61 141H62V139H61ZM122 142H123V139L121 140ZM158 141V140H157ZM203 141V140H202ZM253 141V140H252ZM256 142H257V145H259V147L260 146H262L263 147V150H262V152L264 151V140H263V142L262 143H259V141H257V140H255ZM90 142H91V140H90ZM102 142H104V141H102ZM118 142V141H117ZM120 142V141H119ZM130 142V141H129ZM137 142V141H136ZM196 142V141H195ZM194 142V143H195ZM217 142V141H216ZM235 142V141H234ZM92 143H95L93 140H92ZM116 143V142H115ZM128 143V142H127ZM135 143V142H134ZM177 143V142H176ZM175 143V144H176ZM191 143V142H190ZM41 145L42 146V153H41V155H39V154H36V151H37V149H39V148H37V145ZM88 144H89V142H88ZM87 144V145H88ZM102 144V143H101ZM119 144H123V143H117V145H119ZM202 144V143H201ZM218 144V143H217ZM251 144V143H250ZM253 144H255V142L253 143ZM39 145V146H40ZM84 145V144H83ZM86 145V146H87ZM92 145H94V144H92ZM116 145V146H117ZM124 145H125V142H124ZM1 146H3V145H0V147ZM38 146V147H39ZM72 146H74V153H72V150H71V147ZM102 146V145H101ZM112 146V145H111ZM115 146V145H114ZM219 146V145H218ZM254 146V145H253ZM107 147V146H106ZM105 147V148H106ZM120 147V146H119ZM118 147V148H119ZM122 147V146H121ZM126 146H124V147H122V148H119V150L120 149H122L121 151H125V150H123V148H125ZM191 147V146H190ZM232 147V146H231ZM3 148V147H2ZM92 148V149H93ZM114 148V147H113ZM117 148V147H116ZM157 148V147H156ZM240 148V147H239ZM130 149V148H129ZM165 149V148H164ZM262 148H260V150H261ZM93 150V151H94ZM131 150V149H130ZM141 150V149H140ZM144 150V149H143ZM174 150V149H173ZM211 150H213V149H211ZM3 151H5V152H3ZM41 150L39 149V152H40ZM129 151V150H128ZM146 151V150H145ZM160 151V150H159ZM165 151V150H164ZM178 151H179V149H178ZM182 151H183V149H182ZM201 151V150H200ZM207 151V150H206ZM135 152V151H134ZM160 152H163L162 150L160 151ZM167 152V151H166ZM169 152V151H168ZM215 152V151H214ZM229 152V151H228ZM65 153L67 154L66 156H65ZM130 153V152H129ZM129 153H128V155H129ZM118 154V153H117ZM126 154V153H125ZM132 154V153H131ZM162 154H164V153H162ZM168 154V153H167ZM173 154V153H172ZM210 154V153H209ZM221 154V153H220ZM146 155V154H145ZM147 155H149V154H147ZM153 155V154H152ZM151 155V156H152ZM174 155V154H173ZM216 155V154H215ZM262 155H263V153H262ZM126 156H127V154H126ZM139 156V155H138ZM150 156V155H149ZM150 156V157H151ZM154 156V155H153ZM217 156V155H216ZM50 158L49 160L52 162V163H50L49 165H47V166H49V169H48V171H46V170H44V169H46V168H42V164L40 165V163H41V160L42 159H44L45 160V158ZM60 157V158H59ZM114 157V156H113ZM112 157V158H113ZM166 157V156H165ZM52 158H54V159H52ZM147 158V157H146ZM167 158V157H166ZM251 158V157H250ZM260 158V157H259ZM258 158V159H259ZM53 161H52V160ZM94 159H97V162H99L98 161V159H100L101 160V162H102V160L103 161H106L107 163L105 164V167H103L104 165L103 164H98ZM122 159V158H121ZM126 159V158H125ZM148 159V158H147ZM171 159V158H170ZM181 159H182V157H181ZM77 160V161H76ZM150 160V159H149ZM148 160V161H149ZM154 162H155V160H154V158L152 159ZM151 160V161H152ZM207 160V159H206ZM113 162H114V160H112ZM123 161V160H122ZM126 161H127V159H126ZM129 161V160H128ZM157 161V160H156ZM204 161V160H203ZM49 162V161H48ZM134 162V161H133ZM132 162V163H133ZM158 162V161H157ZM156 162V163H157ZM244 162V161H243ZM5 163H7V168H6V164ZM44 163V162H43ZM71 164V168H69L68 166H67V171H66V168H65V166L63 167V165H66V164ZM124 163V162H123ZM250 163V162H249ZM261 163H264L263 161L261 162V158H260V162L259 163H257V164H254V165H252L253 166V171H255V173H257V176H259L260 178L261 177H263L264 178V171H263V167L264 166H260L259 164H261ZM46 164V163H45ZM59 164H61L62 165V167L65 169V170H63V171H65V175H64V173L62 172V170L61 171H59L58 170V168H57V166L59 165ZM116 164V163H115ZM122 164V163H121ZM129 164V163H128ZM127 164V167L129 166ZM143 164H145V163H143ZM159 164V163H158ZM166 164V163H165ZM60 165V166H61ZM130 165H132V164H130ZM135 165V164H134ZM137 165V164H136ZM263 165V164H262ZM46 166V167H47ZM112 166V165H111ZM133 166V165H132ZM145 166V165H144ZM154 166V165H153ZM162 166V165H161ZM160 166V167H161ZM184 166V165H183ZM218 166V165H217ZM248 166V165H247ZM251 166V167H252ZM125 167V166H124ZM148 167V166H147ZM146 167V168H147ZM152 167V166H151ZM159 167V168H160ZM163 168H165V166L163 165L162 166ZM161 167V168H162ZM168 167H169V165H168ZM48 168V167H47ZM86 168H89L90 169V171L88 172V170L86 171ZM112 168H113V166H112ZM116 168V167H115ZM126 168V167H125ZM124 168V169H125ZM133 168V169H132ZM222 168V167H221ZM249 168V167H248ZM247 168V169H248ZM7 169H9V170H7ZM56 171H55V170ZM60 169V168H59ZM62 169V168H61ZM103 169V170H102ZM105 169H107V170H105ZM123 169V168H122ZM130 169H132L131 171L132 172H134V173H132L133 175H132V177H133V179H135V178H138L139 180L141 179V177L139 178V174H141V173H139L140 171H136L135 170V167H131ZM150 169V168H149ZM148 169V170H149ZM172 169H173V167H172ZM224 169V168H223ZM230 169V168H229ZM250 169V168H249ZM100 170H98V172L100 171ZM120 170V169H119ZM151 170V169H150ZM162 170V169H161ZM204 170V169H203ZM208 170V169H207ZM252 170V169H251ZM4 171V172H5ZM10 171H13V172H10ZM54 171V172H53ZM125 171H126V169H125ZM165 171V170H164ZM164 171H163V173H164ZM166 171H168V168H167V170ZM177 171V170H176ZM228 171V170H227ZM244 171H248V170H246V168L244 169ZM62 172V173H61ZM97 172V173H98ZM117 172V170L115 171V173ZM119 172V171H118ZM123 172H124V170H123ZM127 172V171H126ZM125 172V173H126ZM144 172V171H143ZM169 172V171H168ZM203 172V171H202ZM238 172V171H237ZM11 173H13V175L11 174ZM51 173H54L53 175L51 174ZM56 173V174H55ZM130 173V172H129ZM157 173V172H156ZM159 173V172H158ZM157 173V174H158ZM181 173V172H180ZM225 173V172H224ZM230 173V172H229ZM243 173V172H242ZM246 173V172H245ZM254 173V172H253ZM254 173V174H255ZM98 174H100V173H98ZM119 174V173H118ZM126 174H128V173H126ZM165 174H166V172H165ZM199 174V173H198ZM197 174V175H198ZM222 174V173H221ZM226 174V173H225ZM228 174V173H227ZM249 173L247 172V175H248ZM251 174V173H250ZM90 175V176H89ZM117 175V174H116ZM142 175V174H141ZM140 175V176H141ZM146 175V174H145ZM150 175V174H149ZM192 175V174H191ZM203 175V174H202ZM231 175V174H230ZM229 175V176H230ZM244 175V174H243ZM109 176V175H108ZM113 176H115L114 175V172H113ZM127 176V175H126ZM125 176V177H126ZM159 176V175H158ZM164 176V175H163ZM166 176V175H165ZM164 176V177H165ZM193 176V175H192ZM204 177H206L205 179H207V175L206 174H204L203 175ZM246 176V175H245ZM245 176L243 177L244 179H245ZM256 176V175H255ZM56 177H57V175H56ZM95 177H97L96 175H95ZM117 177V176H116ZM115 177V178H116ZM131 177V178H132ZM145 177V176H144ZM143 177V178H144ZM161 177V176H160ZM177 177V176H176ZM201 177V176H200ZM203 177V178H204ZM211 177V176H210ZM254 177V176H253ZM8 180H7V179ZM60 178H58V179H60ZM100 178H101V176H100ZM113 178V177H112ZM148 178V177H147ZM189 178V177H188ZM216 178V177H215ZM247 178V177H246ZM259 178V179H260ZM60 179V180H61ZM97 179V181H98V179H99V177L98 178H96ZM137 179V180H138ZM152 179H154V178H152ZM165 179V178H164ZM201 179V178H200ZM205 179H204V181H202V182H204L208 187L211 185H209V184H207V181H208V179H207V181H205ZM211 179V178H210ZM222 179V178H221ZM250 179H251V176H250ZM262 179V178H261ZM44 180V181H43ZM146 180V179H145ZM177 180V179H176ZM248 180V179H247ZM246 179H245V182L247 181ZM96 181V182H97ZM107 181V180H106ZM128 181H131L130 179L128 180ZM147 181V180H146ZM197 181V180H196ZM258 181V180H257ZM45 182V183H44ZM100 182V181H99ZM99 182H98V186H97V184H96V190L93 192V193H95L97 190H100V189H103V186L102 185H100L99 184ZM133 182V181H132ZM131 182V183H132ZM138 182V181H137ZM165 182V181H164ZM225 182V181H224ZM223 182V183H224ZM52 183V182H51ZM60 183V182H59ZM68 183V184H69ZM122 183H124V182H122ZM134 183V182H133ZM147 183V182H146ZM201 183V182H200ZM238 183V182H237ZM243 183V182H242ZM63 184V183H62ZM150 185L153 189H157L156 191L158 192V193H160L161 195L163 194V192L164 191H161L162 189H163V187H164V184L162 183V182H157V181H155V180H150V181H148V183H147V185ZM173 184V183H172ZM172 184L170 185V184H168L169 186H170V188H173V186H172ZM192 184H194V183H192ZM246 184V183H245ZM78 185V186H79ZM89 185H91V184H89ZM93 185V184H92ZM91 185V186H92ZM148 185V187H149V189L151 188L150 186ZM239 185V184H238ZM249 185V184H248ZM257 185H259V183H257ZM261 185H262V183H261ZM261 185H259L260 187H262ZM71 186V187H72ZM95 186V185H94ZM110 186V185H109ZM122 186V185H121ZM130 186V185H129ZM131 186H133V184L131 185ZM143 186V185H142ZM175 186V185H174ZM202 186V185H201ZM207 186H205V187H207ZM135 187H137V186H135ZM168 187V186H167ZM186 187V186H185ZM211 187V186H210ZM80 188V187H79ZM116 188V187H115ZM144 188V187H143ZM187 188H188V186H187ZM212 188V187H211ZM65 189V188H64ZM94 189V188H93ZM125 189V188H124ZM141 189H142V187H141ZM141 189H139L140 191L139 192H141ZM153 189H151V191H153ZM165 189V188H164ZM175 189H176V187H175ZM194 189V188H193ZM204 189V188H203ZM207 189V188H206ZM249 189V188H248ZM260 189V188H259ZM262 189V188H261ZM209 190H211V189H209ZM250 190V189H249ZM263 190H264V188H263ZM74 191L76 192V189H74ZM112 191V190H111ZM127 191V190H126ZM138 191V190H137ZM149 191V190H148ZM41 192H43L44 193V196H45V198L46 199H44L43 198V196H42V198L43 199H40L39 197H41ZM74 192V193H75ZM85 192V193H86ZM91 192V191H90ZM98 192V191H97ZM104 193H105V191H103ZM115 192V191H114ZM139 192H138V194H139ZM154 192V191H153ZM157 192H154V193H156V195H157ZM73 193V194H74ZM84 193V194H85ZM109 193V192H108ZM147 194L149 193V194H151L150 192H146ZM165 193V192H164ZM263 193V192H262ZM87 194V193H86ZM89 194H91V193H89ZM136 194V193H135ZM140 194H142L141 196H142V199L144 200V202H145V204H146V206L148 205V208L149 209H152V211L151 212H153V209L155 210V208H156V206L154 205V203H150L149 201H147L148 199L147 198H149V197H151V195L148 197L144 192L142 193H140ZM139 194V195H140ZM148 194V195H149ZM167 194V193H166ZM168 194H170V193H168ZM167 194V195H168ZM176 194V193H175ZM264 194V193H263ZM74 195H76V193L74 194ZM94 195V194H93ZM98 195V194H97ZM96 195V193H95V195H94V197L95 196H97ZM137 195V194H136ZM138 195V196H139ZM164 195V194H163ZM166 195V196H167ZM179 195H181V194H179ZM199 195V194H198ZM205 195V194H204ZM204 195H203V197H204ZM230 195V194H229ZM73 196V195H72ZM91 196V195H90ZM99 196V195H98ZM105 196V195H104ZM108 196V195H107ZM223 196V195H222ZM71 197V196H70ZM76 197V196H75ZM79 197V196H78ZM87 197V196H86ZM110 197V196H109ZM112 197V196H111ZM158 197V196H157ZM227 197V196H226ZM25 198V200H23ZM88 198V197H87ZM100 198V197H99ZM116 198V197H115ZM153 198V197H152ZM159 198V197H158ZM197 198V197H196ZM199 198V197H198ZM205 198V197H204ZM74 199V198H73ZM97 199V198H96ZM106 199H107V197H106ZM114 199V198H113ZM112 199V200H113ZM137 199V198H136ZM162 198H159V200L158 199H156V200H158V202L159 201H161V202H164V200L162 201L161 200ZM171 199V198H170ZM230 199V198H229ZM252 199V198H251ZM98 200V199H97ZM96 200V201H97ZM116 200V199H115ZM155 200V201H156ZM199 200V199H198ZM202 200V199H201ZM210 200V199H209ZM221 200V199H220ZM262 200H263V198H262ZM69 201H71V198H70V200ZM77 201V200H76ZM108 201V200H107ZM106 201V202H107ZM167 201H169V200H166V202ZM211 201V200H210ZM254 201V200H253ZM260 201H261V199H260ZM104 202V201H103ZM113 202V201H112ZM147 202V203H146ZM161 202L159 203V204H161ZM179 202V201H178ZM220 201H218V203H219ZM224 202V201H223ZM20 203H25L24 205H26V207L25 208H23V207H20ZM114 203V202H113ZM172 203H173V201H172ZM254 203L256 204L257 202L256 201H254ZM78 204H79V202H78ZM80 204H81V202H80ZM79 204V205H80ZM86 204V203H85ZM88 204H89V202H88ZM131 203L129 202V205H130ZM142 204V203H141ZM188 204V203H187ZM220 204H221V202H220ZM260 204H262V202L260 203ZM264 204V203H263ZM77 205V204H76ZM79 205L76 207V208H79ZM97 205V204H96ZM93 202L90 204V207L88 208V207H86L85 209H84V204H82V207H80V208H82V209H84V213H81L80 215H79V213H78V217H76L75 218V220H73V222H74V226L75 227H77L78 228V231L80 230H84V231H86L87 233H89V234H91L92 235V239L94 238L95 239V241L97 242H100V241H102L103 243H105L107 246H104V247H106V248H108L110 245H108L107 244V242H109V240L111 241L112 239H110L111 238V236H113L112 235V233H110V230H107L106 228H101L103 225H101V224H99V222H96L97 221V217L99 216V215H101L100 214V210H99V208H98V206H96ZM132 205H134V204H132ZM164 205V204H163ZM176 205V204H175ZM233 205V204H232ZM239 205V204H238ZM88 206V205H87ZM117 206H119V205H117ZM161 206V205H160ZM189 206V205H188ZM214 206V205H213ZM222 205H220V207H221ZM224 206V205H223ZM237 206V205H236ZM243 206V205H242ZM256 206V208H258V211H259V213H258V215H257V217H258V221H260V222H263L264 223V207H261V205H259V204H256L255 205ZM264 206V205H263ZM62 207H64V206H62ZM103 207V206H102ZM144 207V206H143ZM172 207V206H171ZM176 207V206H175ZM183 207V206H182ZM234 207V206H233ZM244 207V206H243ZM139 208H141V207H139ZM146 208V207H145ZM144 208V210L142 211V214H147L148 213V211H146V209ZM223 208V207H222ZM226 208V207H225ZM240 208V207H239ZM65 209V208H64ZM102 209V208H101ZM129 218L131 217L130 216V213H128V211L125 209H123V208H120ZM157 209H158V207L156 208V210L155 211H157ZM182 209V208H181ZM198 209V208H197ZM217 209V208H216ZM253 209V208H252ZM45 210H47V212H45ZM104 210V209H103ZM106 210V209H105ZM133 210V209H132ZM139 210V209H138ZM219 210V209H218ZM246 210V209H245ZM255 210V209H254ZM257 210V209H256ZM52 211V212H51ZM118 211H120V210H118ZM167 211V210H166ZM247 211V210H246ZM55 212V213H54ZM62 212V213H61ZM77 212V211H76ZM81 212V211H80ZM83 212V211H82ZM121 212V211H120ZM169 212H170V209H169ZM207 212H209V211H207ZM243 212V211H242ZM55 215H54V214ZM72 213V214H73ZM141 213V212H140ZM154 213V212H153ZM168 213V212H167ZM182 213V212H181ZM46 214H47V216H46ZM123 214V213H122ZM141 214V215H142ZM234 214V213H233ZM64 215H65V213H64ZM68 215H70V214H68ZM126 215L124 216L125 218H126ZM144 215H142V217L144 218L145 216ZM36 216V218H35V220H34V217ZM147 216V215H146ZM206 216V215H205ZM233 216V215H232ZM237 216V215H236ZM65 217H67V216H65ZM149 217V216H148ZM152 217H154L153 215H152ZM170 217H171V215H170ZM257 217H256V219H257ZM132 218V217H131ZM134 218V217H133ZM250 218V217H249ZM74 219V218H73ZM99 219V218H98ZM118 219V218H117ZM149 219V218H148ZM155 219V218H154ZM173 219H174V217H173ZM172 219V220H173ZM182 219V218H181ZM255 219V220H256ZM111 220V219H110ZM109 220V221H110ZM192 220V219H191ZM211 220V219H210ZM215 220V219H214ZM231 220V219H230ZM239 220V219H238ZM68 221V220H67ZM176 221V220H175ZM180 221V220H179ZM193 221V220H192ZM237 221V220H236ZM32 222H34L35 223V225H38L37 227H39V228H41V227H43L44 228V233H43V235H41V237H43V239L41 238V237H39V236H37V234H36V236H35V234L33 235V233H31L30 232V228H32L31 226H29L30 228L29 229H25L24 227L27 225V224H31ZM111 222V221H110ZM138 222V221H137ZM218 222H221V221H218ZM241 222V221H240ZM255 222V221H254ZM34 223H32V224H34ZM126 223H128L127 221H126ZM135 223V222H134ZM139 223H141V222H139ZM138 223V224H139ZM168 223V222H167ZM177 223H178V221H177ZM256 223V222H255ZM258 223V222H257ZM262 223V224H263ZM137 224V223H136ZM169 224V223H168ZM192 224H193V222H192ZM236 224V223H235ZM258 224H260V223H258ZM104 225H105V222H104ZM109 225V224H108ZM146 225V224H145ZM223 225V224H222ZM248 225H250V224H248ZM41 226V227H40ZM107 226V225H106ZM125 226V225H124ZM137 226H139V225H137ZM144 226V225H143ZM147 226V225H146ZM179 226V225H178ZM251 226V225H250ZM63 227V228H64ZM105 227V226H104ZM110 227V226H109ZM140 227V226H139ZM154 228H155V226H153ZM152 227V228H153ZM175 227V226H174ZM185 227V226H184ZM227 227V226H226ZM237 227V226H236ZM112 228H115L114 226L112 227ZM131 228V227H130ZM142 228V227H141ZM149 228H150V226H149ZM148 228V229H149ZM173 228V227H172ZM177 227H175L174 229H173V231L176 233V234H178L180 237H181V240L183 239L182 238V234L180 235V233H178V231L177 230H175ZM188 227H186V229H187ZM194 228V227H193ZM254 228V227H253ZM35 229V228H34ZM109 229V228H108ZM144 229V228H143ZM151 229V228H150ZM166 229V228H165ZM180 229L182 230V231H184V228H183V225L182 226H180ZM33 230V229H32ZM54 230V231H53ZM63 231H64V229H62ZM73 230V229H72ZM71 230V231H72ZM77 230V229H76ZM113 230H115V229H113ZM112 230V231H113ZM140 230V229H139ZM138 230V231H139ZM201 230V229H200ZM227 230V229H226ZM253 230V229H252ZM35 231V230H34ZM158 231V230H157ZM202 231V230H201ZM212 231V230H211ZM229 231V230H228ZM70 231H68V233H69ZM114 232H116V231H114ZM143 232V231H142ZM155 232V231H154ZM181 232V231H180ZM188 232V231H187ZM222 232V231H221ZM121 233V232H120ZM119 233V234H120ZM163 233V231L161 232V233H159V236H161V237H163L164 236V233ZM182 233V232H181ZM202 233V232H201ZM204 233V232H203ZM228 233V232H227ZM261 233V232H260ZM38 234H39V232H38ZM67 234V233H66ZM69 234H71V233H69ZM77 234V233H76ZM88 234V235H89ZM116 234L118 235V233L116 232ZM206 234V233H205ZM64 235V236H63ZM86 235V234H85ZM114 235H115V233H114ZM122 235V234H121ZM126 235V234H125ZM129 235V234H128ZM143 235V237H144V233L142 234ZM177 235V236H178ZM184 235V234H183ZM208 235V234H207ZM216 235V234H215ZM71 236V235H70ZM75 236H77V235H75ZM82 236V235H81ZM124 236V235H123ZM134 236V235H133ZM171 236V235H170ZM118 237V236H117ZM125 237V236H124ZM123 237V238H124ZM160 237V238H161ZM166 236H164V238H165ZM180 237H178L179 238V240L178 241H180ZM184 238H186L185 236H183ZM208 237H210V236H208ZM218 237V236H217ZM234 237V236H233ZM253 237V236H252ZM42 239L43 241H44V244H40V248H39V246L38 245H36V246H38V247H36L35 246V244H34V242L33 243H29V240H39V239ZM85 238H87V237H85ZM101 238V239H100ZM126 238H127V236H126ZM126 238H124V241H125V239ZM163 238V241L164 242H161L162 244H163V246L162 245H160V243H159V246L161 247L160 249V251H164V253L166 252V250H165V247L166 248H168V249H170L171 248V246L173 247L175 244L173 243V241L172 240H170V239H168V237H166L165 239ZM189 238V237H188ZM237 238V237H236ZM76 239H77V237H76ZM79 239V238H78ZM103 239V240H102ZM120 239V238H119ZM148 239V238H147ZM162 239V238H161ZM215 239V238H214ZM224 239V238H223ZM226 239V238H225ZM232 239V238H231ZM41 240V241H42ZM88 240V239H87ZM118 240V239H117ZM142 240V239H141ZM145 240V239H144ZM228 240V239H227ZM73 241H75V240H73ZM81 241V240H80ZM94 241V240H93ZM126 241H128L127 239H126ZM159 241V240H158ZM182 241H185L184 239L182 240ZM182 241H180V242H182ZM257 241V240H256ZM39 242V241H38ZM84 242V241H83ZM90 242V241H89ZM96 242L95 243H93L94 244V247H95V245H96ZM137 243H138V241H136ZM200 242V241H199ZM247 242V241H246ZM36 243V242H35ZM40 243V242H39ZM42 243V242H41ZM103 243H101V244H103ZM111 243H113L112 241H111ZM145 243L146 242H141V244H143L142 245V247L145 245ZM155 243V242H154ZM183 243V242H182ZM196 243H198V241L196 242ZM258 243V242H257ZM78 244H80L79 242H78ZM98 244V243H97ZM128 244V243H127ZM136 244V243H135ZM150 244V243H149ZM157 243H155V245H156ZM187 244V243H186ZM227 244V243H226ZM246 244H248V243H246ZM81 245V244H80ZM197 245V247L198 246H201L200 244H196ZM243 245V244H242ZM158 246V245H157ZM158 246V247H159ZM178 245L176 244V246H174V247H177ZM189 246V245H188ZM227 246V245H226ZM250 246L252 247V245L250 244ZM80 247V246H79ZM100 247H102V246H100ZM164 247V250H162V248ZM245 247V246H244ZM58 248V250H56ZM111 248V247H110ZM181 248V247H180ZM101 249V248H100ZM118 249V248H117ZM145 249V248H144ZM143 249V250H144ZM150 249V248H149ZM235 249V248H234ZM249 249V248H248ZM45 250L46 251H49L48 253H51V259L49 260V261H47V258H49V257H47V258H45L46 256H45V254H47V253H45ZM98 250H99V248H98ZM97 250V252H99ZM112 250H113V248H112ZM115 250V249H114ZM121 250V249H120ZM177 250V249H176ZM194 250V249H193ZM213 250V249H212ZM226 250V249H225ZM233 250V249H232ZM242 250V249H241ZM250 250V249H249ZM40 251V252H39ZM107 251V250H106ZM138 251V250H137ZM172 251V250H171ZM182 251V250H181ZM189 251V250H188ZM192 251V250H191ZM84 252V251H83ZM86 252L88 253V256L90 255H92V257H98V259H101V258H99V256L98 255H96L95 254V252H93V249H88V250H86ZM115 252V251H114ZM128 252V251H127ZM130 252H132V251H130ZM169 253H170V251H168ZM179 252V251H178ZM182 252H185V251H182ZM193 252V254H195L196 255V253H194V251H192ZM208 252V251H207ZM250 252V251H249ZM252 252V251H251ZM86 253V254H87ZM108 252H106V254H107ZM126 253V252H125ZM217 253V252H216ZM222 253V252H221ZM246 253V252H245ZM104 254V253H103ZM183 254V253H182ZM192 254V253H191ZM190 254V255H191ZM192 254V255H193ZM206 254V253H205ZM208 254H210V253H208ZM215 254V253H214ZM229 254V253H228ZM148 255V254H147ZM160 255V254H159ZM165 255V254H164ZM187 255H188V253H187ZM201 255V254H200ZM107 256H109V257H111L112 259L111 260H113L114 261V257H113V254H112V252L111 253H109ZM106 256V257H107ZM146 256V255H145ZM204 256V255H203ZM82 257V256H81ZM151 256H149L148 255V258H150ZM193 257V256H192ZM244 257V256H243ZM258 257V256H257ZM108 258V257H107ZM148 258H146V259H148ZM152 258V257H151ZM173 258V257H172ZM182 258V257H181ZM187 258V257H186ZM199 258V257H198ZM227 258V257H226ZM88 259H89V257H88ZM138 259H140L141 260V258H138ZM145 259V260H146ZM159 259V258H158ZM197 259V258H196ZM236 259V258H235ZM71 260V261H70ZM86 260V259H85ZM89 260H91V259H89ZM110 260V261H111ZM153 261H156L155 259H152ZM171 260V259H170ZM174 260V259H173ZM229 260V259H228ZM73 261V263H71ZM98 261V260H97ZM112 261V262H113ZM138 261V260H137ZM143 261V260H142ZM146 261H148V260H146ZM152 261V262H153ZM181 261V260H180ZM238 261V260H237ZM90 262V261H89ZM101 263H103V261H100ZM107 262V261H106ZM105 262V263H106ZM115 262V261H114ZM121 262H123V264H126L125 263V261L123 260V261H121ZM131 262V261H130ZM203 262V261H202ZM236 262V261H235ZM249 262H251V261H249ZM78 263V262H77ZM139 263V262H138ZM151 263V262H150ZM246 263V262H245ZM253 264H257V263H254V262H252ZM106 264H110V263H106ZM112 264V263H111ZM116 264V263H115ZM118 264V263H117ZM129 264V263H128ZM200 264V263H199ZM204 264V263H203ZM206 264V263H205ZM213 264V263H212ZM239 264H241V263H239ZM243 264H244V262H243ZM260 264V263H259Z\"/></svg>",
	"mask_w": 264,
	"mask_h": 264
}]
</instances>
